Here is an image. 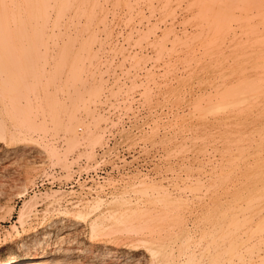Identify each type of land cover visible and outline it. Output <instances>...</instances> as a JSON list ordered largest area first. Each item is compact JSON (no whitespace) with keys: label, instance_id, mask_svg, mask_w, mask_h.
<instances>
[{"label":"rangeland","instance_id":"obj_1","mask_svg":"<svg viewBox=\"0 0 264 264\" xmlns=\"http://www.w3.org/2000/svg\"><path fill=\"white\" fill-rule=\"evenodd\" d=\"M8 1L6 2L7 3L6 4V3H4L5 0H3V2L0 0L1 4H3L4 7H6L7 5H8V7H9V5L11 7L13 5H15V7H17V4H18L17 2H19V4H20L21 1L23 3H25V2L28 3L30 1L34 2V0H30V1L29 0H24L25 2L23 0H13V1H17L15 4H13L14 3L13 1H10V0H8ZM35 1L39 5H41L42 4L41 2H43L44 0H41V1L40 0L39 1L38 0H35ZM48 1H50L51 3L48 2ZM62 1H65V2L63 3ZM173 1L175 3L177 1V4L179 5V3H180L181 0H176V1L175 0H172L171 1L170 0V2L168 0L167 1L165 0L164 3L162 2V0H159V1L158 0H68V1H66V0H52V1L51 0H47V2L49 3V5L47 4V2L45 0L46 3L44 5L46 6V4H47V6L49 8L48 7L47 8L45 7L44 9H46V11L49 9L50 11L48 10L47 13L45 11L43 14H45V13H46V15L49 14L48 15L49 16V19H47V20L50 23L52 22L51 23L52 25L50 24V27H49L50 30L47 29L48 31L46 30V32L50 33L52 29H53V32H56V33H71L72 32L71 35L69 34V36L68 35H64V34H60V35L59 34H56L55 35V37H56V46H55V51H54V55H55L54 64H55V67H56V65L60 64L57 58H59L60 54H63V52H67L68 51V54L70 55L71 58H74V60L72 59L71 60L72 62H70V63H72V66L70 64V66H69L70 67V75L67 76V77L66 76H63L64 74H62V73L59 74L58 73L59 70L58 71L57 70H53V69H55V68H53L54 67V64H53L52 67H51V69H49V70H51L50 73H52L51 74V78L49 80H53L54 79L53 81L50 82L49 80L48 81L45 80L43 82H39L38 85H37L38 82L36 83V85L33 83V84L30 85L31 86L30 89L27 88L28 83H32V81H30L29 79H28L29 82L28 81L25 82V85H21L20 84L22 88H23V86H26V87H24V89H22V88L21 89L23 91L24 90L25 91L28 90L29 93L26 92L27 94H24V97L26 96L27 98L26 97L25 98L23 97V100L24 101L21 102V104L19 105V108L22 105L21 108H20L21 111H19L20 109L18 110L19 113H18L17 110L12 109L13 108V105L11 106V105L8 104L9 107L7 105V108H8L9 111H8V113L4 114V118H6L5 119L6 120L5 121L6 122V126H7L8 130L11 131V133H10V131H6L5 135L9 134L10 136L8 135L6 141L4 142L5 144L0 145V147H1L0 148V158H1L0 159V173H1L0 177L2 179V180L0 179L1 182H2V183H0V258L1 259L6 258V257H8L10 255L19 256V255H25L27 253H30L32 251V249H24V250L19 249L16 246L17 245V241H20V240H31V239L40 237L43 233H47V234L51 235V238L47 242L48 244H51V243L54 244V242L62 241L64 243V245H63L64 247H69V248L74 249L73 250L74 252L72 251V249H68V252L66 254H63L61 256V259H62L61 260V264H67V263H69V264H72V263L73 264L74 263L75 264H82V263L83 264H87V263L88 264H95L98 260L102 261L103 264H125V263H127V264H147V263L150 262L149 259H148L149 254H147V253H150L148 251L149 250L148 247H149L150 244H152L154 242L158 243V246H157V244L154 245L155 244L154 243V244H152V247H153L152 249H157V250L159 249L162 252H164L163 254L160 253V254H158L156 256V259H157V257H159L162 260V262H161L162 264H165V261L166 260H167L166 262H168L167 264H172L170 262V261H172V257H170V256L176 257V259H178V260L181 259L180 260L181 261V264H187V261H188V264H190V263L192 264V260L195 259V257H197V258L195 259L196 261L193 260L194 261L193 264H196V263L197 264H209L210 262L208 263V261H211V263H212L214 261V259H215V261H214L215 264H220L223 260H224V262H222L221 264H229V263L230 264H249V263H253V262L254 263L256 262L255 264L260 263V262H261L260 264L264 263L263 262L264 259L261 258L262 256L264 257V250H262V249H264V246H263L264 245V235L261 236V234L258 233V231H260L258 224H252V226H249V225H246L245 224L244 227H242V226H240V224H238V227L237 228H235L236 227V224L235 225H232L233 223L231 222V218H230L232 216V213H231L232 211L230 209H228V207L230 205V201H231V200L229 201V199L231 198V196L229 197L228 196L229 195L228 193H231L232 192V189H230V188L233 187V186H231V184L233 183L232 182V180H233L232 178H234L235 176H238V174H235L234 175L231 172L228 173L230 170H232V168H231V161H230L231 160V155L229 156V154H230L229 150L228 151L227 150L225 151V147L226 146H227L226 149L228 147H230L229 146L230 145V142H229L230 138L233 139V135H231L230 132L232 133L233 130L236 129V128H231V126H229V125H231V123H234L236 121V119H239V120L242 119V121H244L243 118L245 119V114H243L244 111H242L243 113L242 112H232V113H230V111H229L230 107H228V106H229V103L231 101L230 100L231 97L228 96L229 95V92H227V90L231 89V85H233L235 83L234 81H237V82L239 81L241 83L243 82L242 85L244 84V87H242V85H241V89L240 88L239 89L241 91H246L245 90V89H247L246 87L248 86V88H250L251 84L253 83V81L255 79L254 73L256 72V70H255L256 68H254V67L252 68V66H257L258 65L259 60H257L258 61L257 62L254 59H255L256 56H257L256 58L260 57V52H261V49H258V45H259V43L261 44L262 35L264 33V29H262L263 27L261 26V24H262L261 22H264V0H257V1L256 0H251V2H249L250 0L249 1H247V0H240V1L239 0L238 1L235 0V2H234V0H229V1L228 0H224V1L223 0H220V1H222V3L218 0L222 5L218 1H217L218 4L216 5V3H215L216 1L214 2V0H205V1L204 0L203 1L200 0L201 2L198 0L199 1V4H198V2L196 0H191V1L190 0H187V2L184 1V0H182L185 3H183V2L180 3L181 6L179 5V7L176 6L177 4L176 5H173V4H175ZM189 1H190V3L191 2L192 3L190 4ZM211 1H213L215 5H213V3ZM244 1H245V4L246 3L248 4V2H249V6L250 7H248V5H245L244 4ZM11 2H13V3H11ZM74 2L76 4H74ZM171 2H172V4H171V6H169ZM231 2H233V3H231ZM257 2H259V4ZM149 3H151V4H149ZM161 3H163L164 5L161 4ZM166 3H168V4H166ZM200 3L203 6L200 5ZM224 3H227V4L230 5V7L233 6L234 8L231 7L232 10H230L229 5L224 4ZM241 3L244 6V8L242 7ZM250 3H251V5H250ZM19 4H18V6H19ZM56 4H57V6H56ZM148 4L149 5H153V6H151L152 8L155 7L154 10H153V13H152V8H150ZM187 4L190 5V6H188ZM197 4H198L199 8H198ZM50 5H51V7H50ZM62 5L65 7L64 9L62 8ZM167 5H168V7H171V8L169 9L167 7ZM224 5L226 7H223ZM237 5H238V7H237ZM20 6H21V4H20ZM43 6H41V7H43ZM157 6H159V7H157ZM163 6H166L167 7V9H166V7L164 8L166 11H163L164 10V9H162ZM174 6H176V7H174ZM184 6L187 7V9H189V10H187L186 8L183 10ZM194 6H196V7H194ZM206 6H207V8H206ZM208 6H210L211 9H213L215 6L216 7L213 9L214 11L212 10L213 12L210 10L208 13H206L207 12L206 9H208ZM217 6H220V9L219 8L217 9ZM58 7H59V9L62 8V10L63 11L65 10V11L64 12L59 11L60 13L54 14L55 12H57V10H59ZM177 7H178V9H177ZM188 7H193V8L191 9V8H188ZM251 7H253L252 10H251ZM0 8H2V7H0ZM67 8H68V13L69 14L67 13V10H66ZM173 8L174 9L176 8L177 11L176 10H173ZM221 8H223V9L225 8L224 10H227V11H224ZM237 8H239V10H237ZM241 8H243V9L241 10ZM156 9H158V11ZM180 9L182 11H184V12H182ZM201 9L203 10V12H202ZM204 9H205L206 12L204 11ZM53 10H54V12H53ZM159 10H160V13L162 14V17L160 16L161 14L159 13ZM200 10H201V13H200ZM219 10H221V12ZM229 10H230L231 13H229ZM233 10H235V11L232 12ZM83 11H85V13H82ZM161 11L162 12H167V15H169L171 13L173 15L174 14H177V15H174L173 16L171 14V16L167 17L169 19H167L165 17L166 15L164 16V13H162ZM170 11H172V12L169 13ZM173 11H174V13H173ZM188 11L191 12L193 15H188V14H190ZM197 11H199L198 12L199 14L197 13ZM217 11L219 13V14H217L218 16L212 15V14H214V12H217ZM252 11H253V13H252ZM178 12H180V14H178ZM223 12H224V15L221 16V14H223ZM245 12H247V13H245ZM249 12H251V14H249ZM259 12H261V13H259ZM227 13L230 14V15L228 14L229 15V20H228V16H226ZM43 14H41L40 17L44 18L43 17ZM195 14H196V16H195L196 19L194 17ZM232 14H233V16H231ZM248 14L251 15V17L247 16ZM253 14H255V15H253ZM197 15H199V16H197ZM206 15H207V19H206V17L204 18V16H206ZM261 15H263V16H261ZM23 16H26V15H23ZM54 16H56V17H54ZM183 16H188V19L190 18V16H191V19L194 17L193 20L195 19L197 21H193V20L190 19L191 20V24H192V26H191L190 25V21H188L186 19V17L184 18ZM46 17L47 16H45V18ZM95 17L98 18V19H96ZM160 17L162 19V20H160L161 22L159 21V18ZM164 17H165V19L167 21L166 20L163 21V18ZM171 17H172V19H170ZM176 17H178V18H176ZM224 17L226 18L225 19L226 20L225 23L227 25V26H224V27H226L227 29L223 27V25H225V23H222V22H224ZM231 17H233V20H232ZM58 18H61V19H58ZM88 18H91L90 21L88 20ZM157 18H158V20H157ZM249 18H250V20H248ZM82 19L85 20V21L83 22ZM100 19L102 21L103 20L104 21L102 22ZM151 19H154V20H151ZM173 19H174V21H173ZM177 19H178V21H177ZM185 19H186V21H185ZM204 19H206L208 22L206 20H204ZM212 19H214L215 21L212 20ZM256 19L259 20V21L257 20L258 21L257 25L259 24L258 26L256 25V22H257V21H255ZM53 20L55 21L54 23H53ZM93 20H96V21H93ZM148 20L150 22H148ZM200 20H202V21H200ZM98 21H99V23H98ZM152 21H154L155 24ZM176 21H177V23H176ZM204 21H206V22H204ZM233 21H236V22H233ZM243 21H246V25H244L245 22H243ZM253 21H254V23H253ZM66 22H69V23H67L68 25L66 24ZM85 22H87V23H85ZM88 22H89V24H88ZM94 22H96V24L98 23V25H94L95 24ZM166 22H168L167 23L168 26L166 25ZM179 22L182 23V25H181L182 28L180 27V24L181 23H179ZM186 22H187V24H185ZM202 22L206 23V25L204 23H202ZM178 23H179V26L178 25H175V24H178ZM188 23H189L190 26H185V25H188ZM210 23H211V25H210ZM228 23H230V24H228ZM238 23L241 26H245V29L242 28V27H240L238 25ZM241 23H243V25ZM54 24H56V25L54 26ZM251 24H254L256 26H253ZM92 25L94 26V28L95 27L96 28L94 29L92 27ZM159 25H160V27H159ZM229 25H230V27L231 26L232 27L229 28L228 27ZM163 26H165V28ZM170 26L172 27L171 28L172 30H173V27H175L174 28V31H172L171 34L169 32V31H171V29L170 30L168 29ZM200 26H202V27L204 26V28H202ZM236 26L238 27L237 28L238 30L237 29H234L233 30L232 28H236ZM249 26H251L252 28L250 29ZM260 26H261V29H260ZM64 27L66 28V30H65ZM81 27H82L83 30L81 29ZM146 27L147 28H150L151 27L152 29H148V30H151L152 33H154V34H152L151 31H150L151 34H149V32L147 31V28ZM161 27H163V28H161ZM177 27H178L179 31H178ZM205 27H207V29ZM217 27L220 28V29H218ZM56 28H58V29H56ZM72 28H74L75 30L72 29ZM92 28L94 29V31H93ZM201 28L204 29V30L206 29L205 30V35H203L204 34V32H203L204 30L202 31ZM222 28H224V29H222ZM77 29H79L81 31H79V30L77 31ZM184 29L186 31H184ZM247 29H248L249 32L247 31ZM258 29H259V31H258ZM68 30H70V31H68ZM158 30H161V31H158ZM196 30L198 32H196ZM225 30H227V32H225ZM251 30H253V32H255L256 35H254V33ZM163 31H164V33H163ZM166 31H167V33H166ZM188 31H190V32H188ZM192 31L194 32V34L192 33ZM231 31H232L233 34L236 32L235 35H237V36L234 35L235 37H233V34H231ZM237 31H239V32H237ZM76 32H79V33H76ZM80 32H82V33H80ZM83 32H85L86 34L83 33ZM88 32H90V34H88ZM100 32H101V35H103V36H101L99 34ZM138 32H139V34L142 33V35L139 36ZM145 32L147 33V35H146ZM159 32H160V34H159ZM210 32L212 33V35H211ZM223 32H225L227 34H230V35L224 34ZM243 32H244L243 35H245V38L242 35ZM260 32H261V34H260ZM92 33H94V34H92ZM109 33H110V35H109ZM165 33L167 35H164ZM168 33H169V35H168ZM176 33L178 34L176 36H178L181 44H183V45L185 44L186 47L185 46H181L180 42L177 43V40H174L173 39V38L176 37L174 35ZM238 33L240 35H238ZM148 34H149V37H148ZM182 34H184L185 36H190V37H187V40L182 39V38H184V35H182ZM218 34H219V36H218ZM73 35H74V38H73ZM89 35L90 36L92 35L93 38L91 39V37ZM155 35H156V37H155ZM161 35H163L164 38L161 37ZM247 35L249 37H251L252 39L251 38H247L248 37ZM75 36L76 37L77 36L79 37V39L77 37L78 41H77V39H75L76 38ZM141 36H143V37H141ZM241 36H243V37H241ZM255 36H256V38H255ZM69 37L71 39H67ZM111 37H112V39H110ZM159 37H161L162 40L160 38L156 42V40ZM230 37L231 38L233 37L234 38L233 39L234 41L233 40L230 41L231 40ZM140 38L141 39L143 38L142 39V42H140L141 41ZM146 38H147V40H146ZM148 38H150L151 40L148 39ZM228 38H229V41H228ZM253 38H255L257 40V43L256 44H254L256 42V40H254ZM0 39H1V37H0ZM66 39H67L68 43H66L67 42ZM80 39H81V41H80ZM89 39H91V40H89ZM97 39H98V42H97ZM176 39H177V37H176ZM226 39H227L228 42L225 41ZM236 39H238L237 42H236ZM241 39H243V40H241ZM249 39H251V40H249ZM1 40H3V39H1ZM69 40H70V42H69ZM82 40H84V41L82 42ZM115 40H117V41H115ZM143 40H146V41H143ZM163 40H165V42H163ZM171 40L173 42H171ZM207 40H209V41L211 40L212 41V42H210L211 45L209 44V41H207ZM246 40H247V42H245ZM76 41H77L78 44L75 43ZM88 41H91V42H88ZM148 41H150V42H148ZM151 41H153V45H151ZM161 41L163 42V45L164 44L166 45V48L163 47V46H161V45H156V44H159V43L162 44ZM214 41H216V42H214ZM248 41H250L252 43L250 44ZM71 42H72V45L70 44ZM113 42L116 43V44H114ZM145 42H146V44L147 43H150V44H147L146 45ZM166 42L168 44H166ZM190 42L192 43V45H191ZM65 43L68 44V45H65ZM79 43H82V44H80L81 46L79 45ZM83 43H86L85 44L86 47H82L83 46ZM88 43H89V46H88ZM90 43H92V45H90ZM97 43H99V44H97ZM189 43H190V47H189ZM95 44H97V45L95 46ZM237 44H239V46H236ZM132 45L135 47L136 50L134 49V47ZM221 45H223V46H221ZM225 45L227 47H225ZM248 45H249V47H248ZM2 46H4L3 48L6 49L5 46H7V45H5L4 42H3ZM2 46L0 45V47H2ZM64 46H66V47H69V46L71 47L72 46V47L69 48V50L68 49L66 50ZM109 46L111 48H109ZM114 46H115V48H114ZM125 46H127L129 48L126 47L127 48V50H126L125 49ZM130 46L132 47V49H131ZM171 46H173L174 48H172ZM217 46L219 48H217ZM235 46H236V48H235ZM62 47L64 49H62ZM87 47L89 48V50H88ZM152 47L154 48V50L151 49ZM169 47H170L171 51H167V50H170ZM195 47H197V48L195 49ZM233 47L235 48V50H233L234 49ZM3 48L0 49V51H3ZM75 48L76 49L78 48L77 50L80 49L83 54L80 53L79 51H78V53H79L78 54ZM216 48H217V50H215ZM254 48H257L258 51H257V49H254ZM94 49L96 50V53H95V50ZM124 49L126 50L125 54H124V51H125ZM144 49H146V50H144ZM155 49H156V52L158 54L155 52ZM57 50H59L61 52H59ZM101 50H102V52H101ZM184 50H185L184 53L187 54L186 57H185V54L183 53ZM227 50H228V52H227ZM253 50H255L254 53H253ZM74 51L76 52V54L75 53L74 54L72 53ZM135 51H138V52H136L137 57H139V58L142 57L141 58L142 60H140V59L137 60V61H141L139 63L140 65L137 64L138 62L136 61ZM172 51L173 52L174 51H178V52L177 53L174 52L175 55L173 56L174 53ZM190 51L192 53H190ZM17 52L18 51H16L15 53H17ZM58 52H59V54L57 55ZM92 52H94V53H92ZM154 52H155V54H154ZM181 52H182V54H180ZM225 52H227L228 54L225 53ZM231 52L233 53V55H232ZM132 53H134L133 55H135V56H132ZM201 53H203L204 56ZM17 54H15L14 56L18 57V56H20L21 53H19L18 56H17ZM159 54L161 55V57H159L160 56ZM226 54H227V56H224ZM230 54H231V56L228 57ZM77 55L79 57H76ZM80 55H82L84 57H82V56L80 57ZM150 55H151V57H150ZM194 55L196 56L195 58H194ZM122 56H124V57L122 58ZM125 56H127V58ZM156 56H158V57H156ZM187 56H189V57H187ZM247 56H248V58H246ZM86 57H87V59L85 60L84 58H86ZM112 57L115 58L116 61L114 59H112ZM177 57H179V58H177ZM182 57H184V58H182ZM235 57H236V59H234ZM77 58L78 59L81 58L80 61H78ZM99 58L102 61H99V63H98ZM158 58L160 60L161 59H164V58L165 59L163 61L161 60L162 62L159 60V64H157L158 61L156 59H158ZM220 58H222V59H220ZM226 58L228 60H226ZM249 58H251V59L248 60ZM147 59H150V60H147ZM166 59H168V60H166ZM84 60H85V63H84ZM154 60H155V62H154ZM237 60H238V63L240 62V64L237 63ZM77 61H78L79 64L77 63ZM134 61H136L137 63H135ZM74 62H76L75 65H74ZM112 62H114V63H112ZM129 62H131V63H129ZM132 62H134L133 63L134 67L132 66ZM190 62L194 66H192L190 64ZM249 62H251V63H249ZM107 63L110 66L109 65L107 66ZM141 63L143 64V66L141 65ZM212 63H214V64H212ZM223 63H224V65H223ZM235 63H236V65H234ZM126 64H128L130 67L128 65H126ZM179 64H181V66H184V68L181 67ZM80 65H81V69H78V68H80ZM94 65H96V67H94ZM185 65H187V67ZM225 65H227V66H225ZM244 65H245V67H243ZM76 66H77V68H75ZM139 66H141L142 69L139 68ZM69 67H68V69H69ZM72 67L75 70H73ZM82 67H83V69H82ZM104 67H106V68L104 69ZM57 68H58V66H57ZM59 69H60V67H59ZM184 69L186 70V72H185ZM250 69L252 70L251 72H249ZM78 70H81V71L84 70V71L81 72V71H78ZM145 70L148 71L147 73H149V74H147ZM60 71H62V70H60ZM74 71H77V73L74 72ZM168 71L170 73H167ZM54 72L57 73L58 75L55 74ZM164 72H166V73H164ZM204 72H205V74H203ZM228 72H229V74L230 73H232V74L234 73L233 74L234 76L233 75H228ZM18 73H20V72H18ZM75 73L77 75L80 74L79 77H81V78L80 79L79 78L78 79L77 78H74V77H77L75 75ZM172 73H174V74H172ZM54 74L58 76V77L56 76L58 78V80H57V78L55 77ZM146 74L148 75L147 77H146ZM165 74H168V75L165 76ZM53 75H54V78H53ZM149 75H150V77H149ZM6 76H7V74L6 75L3 74L2 78L4 77L5 79L3 78L0 81V85L2 86V88L4 87V85L6 83L5 82L7 80ZM60 76H62V77H60ZM238 76H239V78H238ZM243 76L244 77L247 76V77H249V79L246 77L245 78V81H244V79H243L244 77ZM253 76H254V78H253ZM83 77H84V83L85 84L82 82V86H84V87L81 86V81H83L82 80ZM95 77H97V78H95ZM164 77H166V78L164 79ZM217 77H218V79H215ZM228 77L230 79L233 78V81H232V79H231V81L228 80ZM235 77H236V79H234ZM241 77H242L243 80L241 79ZM74 79H76L77 81L76 80L74 81ZM210 79H211V81H210ZM220 79L221 80L222 79H225V80L220 81ZM58 81H59V83H58ZM66 81H67V83H66ZM194 81H195V83H194ZM223 81H224V83H223ZM227 81L228 82L230 81L231 83L233 82V84L230 83V86H228L229 83ZM22 82H23V79H22L21 83ZM92 82H94V83H92ZM26 83H27V85H26ZM44 83H45V86L47 87L46 89H48V91L47 90H44L45 89L44 88ZM215 83H217V84H215ZM220 83H223V84H221L222 87H221ZM62 84H65V86L62 85ZM246 84H248V85L246 86ZM68 85H69V87H68ZM42 87L44 89H42ZM92 87L95 88V89L96 88H98V89L94 90ZM214 87L217 88L215 90H217L218 92L216 91V93H214V91H212V90H214L213 89ZM78 88H80V89H78ZM222 88H223V90H222ZM91 89L96 92V94L93 93L95 95L92 96V100H91V96L89 97V99L87 97V96H89L88 94L91 93V91H92ZM110 89H112V90H110ZM30 90H31V92L34 90L31 93V95H30ZM55 90H56V92H55ZM85 90H86V92H85ZM247 90H249V89H247ZM50 91L52 93V95H50V96H52V97L49 96ZM66 91H67V94H65ZM77 91L79 92V94L81 92V94L79 95L77 93ZM210 91H211V93H208ZM219 91H221V92H219ZM43 92H44V94H45V92H48L46 94L47 95L46 98L49 97L47 99L48 102L49 101L52 102L53 101V98H54V95L56 94L55 95V100H56L55 103H56V105L54 104L56 106V108H55L56 113L60 112V107L62 106L63 103H64V105H65V103L68 104V105L71 103L68 108H69L70 111L71 110L73 111V112L71 111L73 113V116L75 115V117H73L71 115L72 113H70V115H71L70 116L71 129L73 128L72 126H74V125L75 126H78V127H75L74 126L77 130L72 129L71 136L73 137V139L71 140V142L68 141V138L69 137L66 136L62 130H59L57 128L56 129H53L51 127L48 128L47 126L45 127L44 124H43V127L44 128H42V126H40V125H42L41 124V121H40L41 120L40 115L42 114V116H43L44 113H48V110H49L48 107H50V110H51V108H54V107H52L53 104H51V102H50L51 106H47L48 105L47 104L48 103L47 101L40 100V97H41V99H45V98H43V95H44ZM63 92H65V93H63ZM150 92H151V94H150ZM132 93H133V95H132ZM148 93H149L150 96H147ZM205 93H207V95ZM213 93L215 94V96H212V95H214ZM220 93H222V94H220ZM240 93L238 95L239 96L242 95V98L243 97H248V95L245 94L244 92H242V94H240ZM243 93H244V95H243ZM71 94H72V97H71ZM77 94L79 95V97H77ZM216 94H217L218 97H216ZM74 95H75V97H74ZM203 95L205 96V98H203L204 97ZM219 95H221V96L223 95V97H225V99L222 98ZM146 96H147V98H145ZM235 96H237V94ZM68 97L69 98L71 97V98L69 99ZM208 97H209V99L211 98L210 101L207 100ZM213 97H216L218 101H215L216 98H213ZM249 97H251V96H249ZM29 98H31V99L33 98V100L31 101V99H29ZM124 98L125 99L127 98L128 100L125 101ZM26 99H29V100H27L28 103H27ZM35 99L36 100L39 99L40 102L39 101H36ZM144 99H145L146 102H144ZM146 99H148V100H146ZM200 100L201 101L203 100V102H205V101L206 102L204 104L201 103V105L198 106L199 105L198 104L199 103L198 101H200ZM225 100H226V102H224ZM58 101H59V103H57ZM42 102H43V104H42ZM44 102H45V106H44ZM84 102H86L87 104L84 103ZM212 102L213 103L215 102L214 105H215L216 108L213 106V103ZM30 103H31V105H30ZM53 103H54V101H53ZM77 103H78V105H77ZM195 103H196V105H195ZM206 103H208L207 105H209L208 110L205 108V107H207ZM35 104H36L35 107H37L38 110L40 109V107L42 105V108L44 109V110L43 109L42 110L44 111V113L43 112L40 113V111H41L40 110L38 112L39 114H37V113H36L37 115L34 114L37 111L34 108V105ZM59 104H61V105L58 106ZM74 104L77 106L76 107V110H74L75 109L74 108ZM24 105H25V108H24ZM27 105L29 106L28 109H27V107H28ZM190 105H191V107H190ZM71 107L73 109H71ZM192 107L195 110L196 109L197 110L196 111L193 110ZM202 108H204V109H202ZM218 108H221V109L219 110ZM200 109L202 111H200ZM214 109H217L220 112L217 111V110H214ZM10 110H11V113H10ZM12 110H14V113H13L14 116L12 114V112H13ZM29 110H31V111H29ZM33 110H36V111L34 112ZM211 110L214 113H216L215 111H217L218 112L217 115L216 114L215 115H212V116L211 115H208V114H210ZM227 110H228V113L229 114L226 112ZM27 112H29L28 113L29 115L27 114ZM213 112H211V113L213 114ZM15 113L17 115H20V116H18V118L16 117L17 118L16 121H13V120H15V118H14L16 116ZM20 113H22L23 115H21ZM197 113H198V115H197ZM224 113H226V114H224ZM235 113L236 114H238V113L240 114L241 113V115L238 118L237 117H233L232 115H234ZM7 114L10 117V118L8 117V119H7V116H8ZM192 114H193V116H192ZM195 114L197 115V117H194V116H196ZM222 114H224V116ZM242 114H243V116H242ZM34 115H36L37 118L34 117ZM24 116H26V117H24ZM29 116H31L32 119L34 118L32 121H34V120L36 121L37 119H38V121H40V122H38L39 124L38 123H35V121L33 122L34 125L35 124L37 125V127H36V125L35 126L32 125L33 123H32L31 120H29V122L32 123V124L29 123V125H28V122L26 120H24V123H22L23 126H24V127L22 126L23 129H24V131L21 130L22 129V127H20L21 124H17L18 127L15 125L16 122L20 123L18 120H21V121L23 120V119H21V117H23L25 119H28ZM189 116H191L192 118H190ZM72 117H73V120L76 118L74 120V122L76 123V121L78 120L77 122L79 124L78 123L74 124V122H72L73 120L71 119ZM233 118H234V120H233ZM209 120H212V122L211 121L209 122ZM8 121L10 123H8ZM25 121L27 122V125L28 126H31L32 125L33 128L32 129H27L26 128L27 125H26V122ZM221 122L224 123V124H222ZM183 123H186L187 126L184 125ZM196 123H198L199 125L196 124ZM206 124H207L208 127H210V124H212L211 125L212 127L208 128V127H206ZM214 124L217 125V127ZM219 124H221V126ZM11 125H13V128L11 127ZM96 125H98V126H96ZM196 125H198V126H196ZM94 126H96V128H94ZM222 126H224V127H222ZM241 126H242V127H240L241 136H243V135H245L244 137L248 136V134L251 131L250 127H247L246 125H241ZM243 126H245V127H243ZM14 127H17V128H15V129H17V130H15V132H14ZM186 127H187V129H185ZM198 127H201V128H198ZM225 127L228 128L225 133H226V135L227 134L229 135V136L227 135V137H228L229 140L228 139L227 140L225 139L226 138V135L224 133V130L226 129ZM25 128H26V130H33V132L38 130L39 136H38V133H36V134L33 135L34 138L33 137H30V135H32V134H31V132H28L27 131L26 133H30V135H28L27 136L28 138L25 139V141H27V142H25V141L23 142L22 139H21L23 137L20 136V134L23 133V132L25 133V131H26ZM34 128H36L37 130H34ZM38 128H40V130ZM45 128H47V129H45ZM85 128H86V130H85ZM93 128L96 129V130H94ZM191 128H192V130H190ZM204 128L206 129L205 136H204V140L205 141L203 140V145H202L203 149L201 150L200 149V146L201 145L199 144V141H200L199 140V137H200L199 134L202 135L201 132H203V135H204V131H203V130H205ZM218 128H219V130H217ZM220 128H223V130H221ZM243 128L245 130H247V133H246V131ZM92 129L94 131H96V132H99L100 137H101V139L99 140V142H94L93 143V142L87 141V139H85V138H87L86 134L89 131H92ZM199 129H200V131H199ZM213 129L214 130H217L216 132H218V134L215 133V132H213L214 131ZM74 130L77 133L76 132L74 133ZM207 131H210V132H207ZM220 131L221 132L223 131L222 133L225 136H221L222 133H220ZM228 131H229V133H227ZM16 132L19 134L20 139H19L18 134H15ZM44 132H46V134ZM211 132H213L212 135L214 134L213 135V138L214 139L213 138H210L209 139L207 137V135H210L209 137H212ZM197 133H198V135H197ZM207 133H210V134H207ZM244 133H246V134H244ZM42 134H44V136ZM109 134H111L112 136H114V138H113L114 141L112 140V144L109 145V146H107L108 145L107 144V141H108L107 135H109ZM16 135L18 136V138H17ZM182 135H184V136H182ZM187 136H188V139H186ZM218 136H220V139H222L224 141H222L220 139H219L220 140L219 141L218 140V138H219ZM13 137H14V139H13ZM62 137H64L67 140H64V138H62ZM223 137H225V138H223ZM32 139L33 140L35 139L34 142L31 141ZM175 139H176V141H175ZM46 140H47V142H46ZM182 140H183V142H182ZM215 140H217V141L215 142ZM218 141H219L220 144H218ZM8 142H10V143H8ZM48 142H53V146L55 147V150L57 151L56 154L53 157H50L51 159L48 156L49 155L48 154V151H49L48 148L50 149V147L47 146L48 145ZM206 142H207V145L204 144ZM213 142H215L216 145ZM7 143H8L9 146L7 145ZM225 143H226V146H225ZM44 145H45L46 148L43 147ZM71 145H73V146H71ZM184 145H185V147H184ZM205 146H207V147H205ZM211 146H212V148H211ZM214 146H216V147H214ZM223 146H225V147H223ZM173 147H174V150H173ZM217 148H219V149H217ZM43 149H45L46 151H44ZM178 149L181 150V151H179ZM205 149L207 151H209V153H207L205 151ZM215 149H217V150L214 151ZM203 150H204L205 153H207V154H205V156L203 154L204 152L202 153ZM40 151H42V153ZM224 151L227 152V153L224 154ZM210 152H211V154H210ZM214 152H217L219 154H217V153L216 154H213ZM43 153H45V154H43ZM221 154H224V156L222 155L223 156L222 158H220L221 157ZM211 155L214 156V157H212ZM46 156H48V157H46ZM182 156H183V158H182ZM202 156H204V157H202ZM228 156L230 157V159H229ZM198 157H200V158H198ZM227 157H228V160H227ZM61 159H63V161H65L66 164L63 161H61ZM204 159H206L207 161L204 160ZM33 160H34L35 163L34 162H31ZM221 161H223L222 163H224V165L221 163ZM224 161L227 164L229 162L228 166H227V164ZM221 164H222V167H220ZM6 165H8V166H6ZM9 165H10V167H9ZM216 165H219V167L217 166V168H216ZM33 166H35V167H33ZM184 166L185 167H188V168H185ZM224 166H225V168H223ZM229 166H230V169H229ZM4 167H6V169ZM195 168H197V169H195ZM4 169H5V171H4ZM33 169H35V171H33ZM186 169L192 170V172H190L189 170H186ZM222 170L223 171L225 170L224 171L225 174L223 173ZM227 170H228V172H227ZM187 172L188 173L190 172V173L188 174ZM185 174H187V175H185ZM228 174H230V175L232 174V175L231 176L230 175L227 176ZM80 175H82L80 177L82 180L77 181V178ZM186 176L187 177L193 176L194 179L199 180V181H195V183H198V182H199L198 184L201 183L199 185V187H200L201 190L200 189H197L198 186L195 187L196 189H194L193 191L191 190V192L189 191V188H184V187H187V186H182V183L183 182L180 181V180H182L180 178H185ZM198 176L199 177L201 176L200 179L198 178ZM243 176H244L243 174L242 175H239L235 179L242 178ZM217 177H218V181L220 179V184H218L219 182L217 181ZM139 178L140 179L146 178L147 180L153 181V182L155 181V183H157V185L162 186V188L164 187V189L166 187H168V188H166V191L164 190L163 193L161 194L162 197L159 196V198H162V200L158 198V195H157V197L154 195V197L152 198V200L156 198L155 201H158L156 203H160L159 202L160 200L163 202V203L161 202L162 209L159 208V207H161V206H159L160 204L159 205L157 204L158 205L157 208H159V209H156L157 210L156 213L154 211V215L157 214L156 217H158L157 221H155L156 220V217L154 215H152L153 217L151 216L150 218H148L147 222L145 223L146 225L144 223L142 224V226L145 229H148L150 231L152 229V233L153 234H150V236H148L149 234H147L148 232L150 233V231L147 230L148 231L147 232L145 229L144 230H141L143 228H140V230L142 232V235L144 234V236H142L141 234L139 235L138 232H140V230L138 229V226L140 227L141 224H138V222L133 221V222L127 223V226H125V225L123 226L122 225L124 228H121V226H118V227H120V229H122V230H120L118 228L119 231H116V230H118L116 228V225L117 224L116 225L115 224H111V226H113V225H115V226H113V228L111 226H108L109 228L106 227L103 230V235H105L104 236L105 237L104 239H103V236H102V238L100 239L101 241L100 240H94L92 237H89L88 236V235L91 234V230H90V227L91 226H90L89 223L91 222V218H92L93 214H91L89 217L88 216L85 217L86 218V220H85V218L83 219V218H77V217H76V219H74L75 218L74 217L75 215H73L72 213L71 214L73 216H71L70 213H68V214L62 213L67 208L68 209L69 208L70 209L73 208V205L74 204L82 203V202H85V201H91V200H93V199H95L97 197H101L103 200L105 199V203L103 205H101V208L99 209V212H105V210L107 208V203L110 202V200L111 201L113 200V196H115V194L118 195L122 191V189H123V183L125 181H127V180H129V181L130 180H137ZM212 179L215 182H213ZM225 180H227V181H225ZM228 180H230L229 184H228ZM202 181H204L203 184H202ZM224 181L226 182V184H225ZM175 183H177L179 185V188L181 187L180 188L181 190L177 187L178 185L175 187V185H176ZM215 183L217 184V186H216ZM218 185H220V186H218ZM224 185H226V187ZM228 186H229V188H227ZM224 187H225V189H224ZM218 188H220V189H218ZM25 189H27L26 190L27 194L25 196H22L21 197L20 196V193L22 191H24ZM185 189L186 190L188 189V192L187 191L186 192H183ZM213 189H217V191H215ZM179 190H180V192H179ZM196 190H198V191H196ZM225 190H227L228 193ZM181 192L183 194L184 193L185 194L183 195ZM219 192L221 193V196H220V193ZM222 192H224V193H222ZM51 194L60 195L61 197H63V199L61 200L60 203L51 204L49 198L47 197V196H49ZM171 194H172V196H171ZM203 194L205 195V197L202 196ZM206 194H207L208 197L206 196ZM211 194L212 195L214 194V195L212 196ZM186 195H188V196H186ZM194 195H197V197L194 196ZM209 195H211L212 197H214V196H216V197L213 198L214 200H211L212 197L210 196V198H209ZM149 196H147V197H149ZM181 196H183L184 198L187 197V201L182 202L181 200H178L179 197H181ZM202 197H203V199H202ZM33 198L34 199L36 198L35 200H37V203L35 204V207H34L35 208L34 209L35 212H33L32 216L29 218L30 220H28L26 222L27 224H25V231H23L21 228H19L21 230L20 236L19 235H16L15 233L12 232V230H13V226H15V225L18 226V227L20 226V224L18 223V212L24 207L25 203L30 202ZM170 198H173L174 200L176 199L175 202H178L177 204H179V203L180 204L181 203H184V204L182 206L181 205L180 206L177 205V207H176V203L173 201L174 202V203L172 202L173 204L168 205L166 202ZM191 198L193 199V201L195 200L194 201V205L196 204V207H190L191 205H193L192 204L193 201H192ZM216 198L217 199L220 198L219 200H221V202H222V203L220 202V204H223L222 206L224 208L226 207V205L229 204L228 207H226L225 209H223L221 205H218V200ZM224 198L225 199L226 198L227 199L229 198L228 199V202H227V200H223ZM106 199H108V200H106ZM164 199H166V200H164ZM208 199H210V200H208ZM163 200L166 201V202H164ZM199 201H200V203L198 204ZM204 201H205V203H204ZM224 203H225V205H224ZM188 204L189 205L191 204V205L189 206ZM205 204H206V206H205ZM207 204H208V206H207ZM172 205H174V207ZM186 205L188 207H190V209L188 207H187V209L185 207L186 210L183 209L184 206H186ZM215 205H218V206H215ZM168 206H170V207L172 206L173 210L176 207L175 212L173 210H171V208H169ZM219 206L221 207V210L224 211L223 212L224 218L220 215V214H222L221 213L222 211L220 210V207ZM163 208H164V210H163ZM168 208H169V211H167ZM193 208L195 210H197V209L198 210L195 211ZM204 208L206 210L208 209L207 212L209 213L210 218L209 217H205V216H208V213L206 212V210ZM218 209H219V211H218ZM165 210H166V212H165ZM179 210L182 211V212H184V213H181ZM201 210L203 212H201ZM158 211H160V212H158ZM171 211H173V213ZM229 211H231V212H229ZM162 212L163 213H166L165 219H167L168 216L170 215L169 216V219H172L173 220V218H174V219L177 220V218L178 219L181 218V219H179V221L181 220L180 222H182V223L180 224V222L178 220L177 221L176 220H173L174 222L175 221L177 222V224H175L171 220L172 223L175 226V229H174V227H171V228H173V231H172V229L171 228H168V227H170V225L173 226V224L172 223L167 224L168 222H170V220H168V219H167L168 221H166V223H165V220H164L163 216L161 215ZM168 212H171V213L168 214ZM226 212H228V213H226ZM194 213L195 214L198 213V214L195 215ZM36 214H37V219L35 218L36 217ZM69 214H70V216H68ZM175 214H176V217H174V216L171 217L172 215H175ZM199 214H200V216H199ZM230 214H231V216H230ZM61 215H63V216L61 217ZM160 215L162 216L161 218H160ZM180 215H182L183 217H181ZM189 215H191V216H189ZM66 216H67V218H66ZM214 216H217V217L219 216L218 218L217 217L216 218L219 219L220 221L219 220H216V218ZM220 216H221L222 219L220 218ZM59 217H60V219H59ZM202 217H204V219H201ZM211 217H212V220H211ZM68 218H69V221H68ZM152 218L153 219L155 218V220H153ZM206 218L208 219V221H207ZM214 218H215V221H214ZM228 218H230V219H228ZM65 219H67V220L65 221ZM80 219L83 220V221H81ZM192 219L194 220L193 223H194L195 226L192 223ZM75 220H76V222H75ZM161 220H162V222L165 225L162 224ZM223 220L226 221V222L224 223ZM195 221L199 224L198 226H197V223L195 224ZM209 221L211 222L212 225L209 224L210 223ZM77 222H81V223L79 224ZM82 222H83V224H82ZM178 222H179V224L183 228L178 224ZM228 222H231L232 224L231 223H228ZM47 223H49L50 225L52 224V225L50 226ZM65 223H66L67 226L65 225ZM147 223H149V225ZM227 223L228 224H231V225H228ZM27 225H30V226H27ZM53 225H54V227H53ZM166 225H168V226H166ZM178 225H179V228H181L182 230L178 228ZM189 225H190V229H189ZM207 225H208V227H207ZM255 225L258 228L254 229L255 228ZM63 226H65V227L63 228ZM193 226L196 227L197 229L194 228ZM200 226H202V227H200ZM225 226H227V227H225ZM239 226L241 227V229L239 228ZM29 227H31V229ZM49 227H52V228H49ZM125 227H128L126 229L129 230V231H127V230L124 231L125 230ZM198 227L200 229L203 228V231H202V229L199 230ZM205 227H207L208 229L205 228ZM228 227L232 228V233L230 232L231 234L228 233V231L231 230ZM250 227H251L250 230H252V228H253V231L248 230ZM58 228L61 229V230H59ZM244 228H246V229H244ZM82 229H84V230L82 231ZM109 229L112 232H114V233L111 234L109 232L110 231ZM187 229H189V230H187ZM205 229L207 231H209V232H206ZM237 229H240V230H237ZM260 229L263 230L264 228L262 229L260 227ZM113 230H115V231H113ZM130 230L132 232H130ZM161 230H163V231H161ZM167 230L170 232L169 234H168V231ZM179 230H180V232H179ZM210 230H212V231H210ZM233 230H236V233H239V236L238 237L236 236L237 234L233 232ZM246 230H248V231H246ZM77 231H81L82 234H81V232L79 233ZM143 231H144V233H143ZM154 231H155V233H154ZM156 231H158V232H156ZM160 231H161V233H163L162 235L161 234H158V233H160ZM217 231H219V232H217ZM241 231L244 233V235H243V233ZM105 232H106V234H105ZM165 232H166V234L168 236L171 235L170 238H171L172 241L169 240V238L165 234ZM177 232H178V234H177ZM196 232L199 234V236H198V234H196ZM39 233H41V235ZM64 233H65V235H64ZM145 233L147 234V236H145L146 235ZM207 233L208 234H210V233L212 234L213 233V234L212 235H209V237H207L208 236ZM224 233L226 234L225 236L223 235ZM240 233H242V234H240ZM33 234H35V235H33ZM83 234H84V236H82ZM179 234H181V235H179ZM219 234H220V238L218 237ZM229 234H230V236H232V235L235 234L234 236L231 237V240H229L230 239L229 238ZM30 235H31V237H30ZM151 235H153V236L151 237ZM159 235L161 236V238L163 237V241H166L167 242V240H168L167 243L166 242L164 243L166 245H164L162 243L163 242L162 240H161L162 242L160 240H158L159 238H157V236H159ZM183 235H185L186 241L183 239L184 238ZM203 235H205L204 238H203ZM222 235L224 237V240H223L224 242L221 241L222 240L221 238H223ZM23 236L24 237L26 236V237L24 238ZM154 236H156V237H154ZM20 237H21V239H20ZM74 237L77 240H79V241H77L76 239H74ZM200 237H202L201 238L202 239L201 243L199 242L200 241L199 240ZM212 237H213V239H212ZM217 237L219 239H217ZM239 237H241V238L238 239V242H237V238H239ZM254 237H255V239H254ZM67 238H69V239L71 238V239L69 240ZM90 238H92L93 241H91ZM148 238L151 239V240L149 241ZM214 238H215V240L217 239L218 241L217 240H216V242L213 241ZM259 238H262L263 242ZM187 239L189 240V242H187L188 241ZM256 239L258 241H256ZM138 240H140V241H138ZM194 240H196L197 242L194 241ZM204 240H205V242H204ZM233 240L234 241L236 240V241L233 242ZM241 240H244V243L241 242ZM119 241H122V243L119 242ZM151 241H153V242H151ZM227 241H228V243H227ZM230 241H231V246L233 245L231 248L229 246L230 245L229 244ZM245 241H248V244L249 245L248 244H245V243H247ZM12 242H13V244H12ZM68 242H69V244H68ZM93 242H96V243H93ZM106 242H107V244H106ZM220 242L222 243L223 246L221 244L218 245ZM239 242H241V243H239ZM75 243H77V244H75ZM138 243H140L141 245H139ZM181 243L182 244L184 243V244L181 245V247H180L179 244H181ZM104 244H106V245L104 246ZM129 244H131V245H129ZM185 244H187V245L185 246ZM206 244H207V246H206ZM237 244L240 245V246L238 247ZM91 245H93V246H91ZM134 245H139L142 248L141 247H138V248L136 247L134 249V247H135ZM243 245H244V248L242 249L241 246H243ZM163 246H166L164 248H166L167 250L166 249H163ZM167 246L169 247V249L170 248L171 249L173 248V249L172 250L171 249L169 250ZM178 246L180 247V249H183L182 247L185 246V249L182 250L183 252L180 251V249L178 248ZM199 246H200V248H199ZM228 246H229V248L231 250H233L232 252L230 250L227 251V249H229ZM257 246H262L263 248L260 247V249L262 251H260L259 247H257ZM97 247L101 248V251H103V253L97 255V254L93 253L92 251H91L92 253L89 251V249H94V248H97ZM155 247H158V248H155ZM248 247H252L251 250L254 249V251L257 254V256H255V253H252L253 251L250 253L249 252L250 248L248 250ZM189 248L191 249V251L193 250L192 248H194L195 251L193 250V252H190L189 251L190 250ZM205 248H207V250L210 249V251L209 252L207 251V253H210V254L212 253L211 255L213 256V258H214V256H216V257L214 259L211 258V260H210V257H212V256H210L209 254L206 253V251H205L206 249ZM214 248L216 249V251L214 250ZM129 249H131V250H129ZM175 249H178L179 251L178 250H175ZM203 249H205L204 252H203ZM224 249H226V250H224ZM257 249H259L258 250V252L260 251L259 253L257 252ZM168 250H169V252H168ZM184 250H187L188 253L185 252L186 253L185 254L184 253ZM75 251H77V252H75ZM86 251L89 252V253H87ZM108 251L109 252L111 251L112 254L115 253L118 256V258L117 257H111V258L110 257H106ZM127 251H129V252H127ZM140 251H142L141 252L142 254L140 253ZM175 251L176 252H179V253L182 252L184 254L181 253L180 254L181 255V258H180L179 253H178L179 256H177V253ZM222 251L223 252L225 251L224 252L225 254ZM235 251H238V253L235 252ZM80 252H82V253L80 254ZM166 252H168V253H166ZM226 252H231V253L228 254ZM246 252H248V253L246 254ZM105 253H106V255H105ZM169 253H171L170 256H169L171 260L168 259V254ZM189 253H190V255H188ZM192 253H195V256ZM196 253H197V255H196ZM232 254L234 256L236 254L237 255L239 254V255H238V257L234 258V256ZM95 255H97L99 257H97ZM133 255H136L137 257L136 256L134 257ZM140 255H143V256L141 257ZM201 255L203 256V258H202ZM258 255L260 257H258ZM187 256H189L190 258L187 259L186 258ZM230 256L232 257V259H231L232 261H230ZM241 256L243 258L246 257L247 259L246 258L243 259ZM70 257H71V259H70ZM191 257H192V260H190ZM159 258L157 259L158 261H159ZM198 258H199V261L200 262L198 261ZM176 259L173 258V260H176ZM182 259H183L184 262L182 261ZM117 260H120V261L118 262ZM249 260H251V261L248 262ZM135 261H137V262H135ZM78 262H81V263H78ZM161 263H159V264H161ZM149 264H152V263H149Z\"/></svg>","mask_w":264,"mask_h":264},{"label":"bare ground","instance_id":"obj_2","mask_svg":"<svg viewBox=\"0 0 264 264\" xmlns=\"http://www.w3.org/2000/svg\"><path fill=\"white\" fill-rule=\"evenodd\" d=\"M2 2H3V0H1ZM8 1V0H7ZM6 0H5V2L4 3H6L7 2ZM10 1H13V0H10ZM24 1V0H23ZM30 1V0H29ZM39 1V0H38ZM41 1V0H40ZM52 1V0H51ZM66 1H68V0H66ZM159 1V0H158ZM164 1L165 0H162V2L164 3ZM167 1V0H166ZM169 2H170V0H168ZM172 1V0H171ZM176 1V0H175ZM184 1H186L187 2V0H184ZM184 1H180V3H185ZM191 1V0H190ZM190 1H189V3H190ZM197 2H198V4H199V1L198 0H196ZM203 1V0H202ZM205 1V0H204ZM216 1V2H215ZM218 0H214V2L216 3V5L218 4V2L220 1H218ZM224 1V0H223ZM229 1V0H228ZM227 1V2H228ZM238 1V0H237ZM236 1V2H237ZM240 1V0H239ZM247 1H249V0H247ZM257 1V0H256ZM9 2V1H8ZM14 2V3H13ZM13 2H11V3H13V4H15L17 1H13ZM25 2V1H24ZM36 1L34 0V2H32V1H30V2H28V3H23L22 1H21V6H20V4H19V2H17L18 4H19V6H18V4H17V7H15V5H13L12 7L9 5V7H8V5L6 6V7H4L3 6V4H1V2H0V4L2 5H0V7H2V8H0V37H1V39H3V40H1L0 39V45L2 46V44H3V42H4V44L5 45H7V46H5L6 47V49L5 48H3L4 46H2V47H0V49H2L3 48V51H0V81L4 78H2V76H3V74L4 75H6L7 74V76H6V78H7V80L4 82L5 83V85H4V89L2 88V86L0 85V145H2V144H5L4 142L6 141V139H7V137H8V135L9 134H7V135H5V133H6V131H10V130H8V128H7V126H6V118H4V114H6V113H8V108H7V105L9 104V105H13V108L12 109H14V110H19L20 108H21V106H20V108H19V105L21 104V102H23L24 100H23V97H24V94H27L26 92H28L29 93V91L28 90H22V89H24V87H26V86H23V88L21 87V85H25V82H27L28 81V79L30 80V81H32V83H28V85L30 86L31 84H35L36 85V83H37V85L39 84V82H43V81H45V80H49L50 78H51V74L52 73H50L51 72V70H49V69H51V67H52V65L54 64V60H55V55H54V51H55V46H56V37H55V35L56 34H64V35H68L69 36V34L71 35V33H56V32H53V29L51 30V32L50 33H48V32H46V30L47 29H49V27H50V24L52 23H50L47 19H49V14H47L46 15V13H47V11L49 10H47L46 11V9H44L45 7L47 8L48 6H47V4L49 5V3L48 2H50V1H48L47 2V0H46V2H47V4H46V6L44 5L46 2H45V0L43 1V2H41L42 4L41 5H39L37 2L35 3ZM54 2V1H53ZM63 3L65 2V1H62ZM77 2V1H76ZM126 2V1H125ZM168 2V3H169ZM174 2V1H173ZM179 2V1H178ZM201 2V1H200ZM210 2V1H209ZM212 3H213V5H215L214 4V2L213 1H211ZM221 3H222V1H220ZM219 2V3H220ZM234 2H235V0H234ZM243 2V1H242ZM249 2H251V0L249 1ZM249 2H248V4L246 3L245 4V1H244V4L245 5H248V7H250L249 6ZM254 2V1H253ZM10 3V4H11ZM23 3V4H22ZM51 3V2H50ZM163 3H161V4H163ZM168 3H166V4H168ZM175 3V2H174ZM180 3H179V5H180ZM192 3V2H191ZM190 3V4H191ZM220 3V4H221ZM231 3H233V2H231ZM238 3V2H237ZM258 4H259V2H257ZM7 4V3H6ZM74 4H76L75 2H74ZM78 4V3H77ZM149 4H151V3H149ZM148 4V5H149ZM159 4V3H158ZM160 4V5H161ZM165 4V5H166ZM171 4H172V2L170 3V5L169 6H171ZM177 4V1H176V3L175 4H173V5H176ZM198 4H197V6H198ZM208 4V3H207ZM210 4V3H209ZM224 4H227V3H224ZM261 4V3H260ZM71 5V4H70ZM73 5V4H72ZM164 5V4H163ZM179 5L177 4L176 6H178L179 7ZM188 5V4H187ZM194 5V4H193ZM200 5H202L201 3H200ZM222 5V4H221ZM227 5H229V4H227ZM241 5H242V3H241ZM250 5H251V3H250ZM41 6H43V7H41ZM55 6V5H54ZM56 6H57V4H56ZM60 6V5H59ZM151 6H153V5H149V7L150 8H152ZM162 6V5H161ZM176 6H174V7H176ZM181 6V5H180ZM188 6H190V5H188ZM192 6V5H191ZM203 6V5H202ZM211 6V5H210ZM210 6H208V9H206L207 10V12L205 11V9H204V11L206 12V13H208L210 10L212 11L213 9H211L210 8ZM257 6V5H256ZM4 7V8H3ZM50 7H51V5H50ZM61 7V6H60ZM157 7H159V6H157ZM166 6H163V8L162 9H164ZM167 7H168V5H167ZM167 7H166V9H167ZM173 7V6H172ZM178 7H177V9H178ZM194 7H196V6H194ZM223 7H226L225 5L223 6ZM229 7H230V5H229ZM231 7H233V6H231ZM231 7H230V10H232L231 9ZM237 7H238V5H237ZM242 7L244 8V6L242 5ZM49 8V7H48ZM62 8L64 9L65 7L62 5ZM62 8L61 9H59V7H58V9L59 10H57V12H55L54 14H56V13H60L59 11H62V12H64L63 10H62ZM155 8V7H154ZM154 8H152V13H153V10H154ZM169 9L171 8V7H168ZM187 9V7H185L184 6V8H183V10L184 9ZM188 8H193V7H188ZM198 8H199V6H198ZM197 8V9H198ZM201 8V7H200ZM206 8H207V6H206ZM210 8V9H209ZM220 9V6H217V9ZM234 8V7H233ZM243 8H241V10L243 9ZM252 8L253 7H251V10H252ZM51 9V8H50ZM74 9V8H73ZM135 9V8H134ZM159 9V8H158ZM158 9H156L157 11H158ZM168 9V10H169ZM195 9V8H194ZM193 9V10H194ZM221 9H223V8H221ZM225 9V8H224ZM223 9V10H224ZM259 9V8H258ZM55 10V9H54ZM54 10H53V12H54ZM67 10V13H68V8L66 9ZM109 10V9H108ZM173 10H176V8L174 9L173 8ZM181 10V9H180ZM187 10H189V9H187ZM199 10V9H198ZM202 10V9H201ZM201 10H200V13H201ZM230 10H229V13H231L230 12ZM237 10H239V8H237ZM246 10V9H245ZM254 10V9H253ZM46 11V13L45 14H43L44 12ZM50 11V10H49ZM56 11V10H55ZM163 11H166L165 9L163 10ZM177 11V10H176ZM179 11V10H178ZM182 11V10H181ZM180 11V12H181ZM195 11V10H194ZM214 11V10H213ZM212 11V12H213ZM220 12H221V10H219ZM224 11H227V10H224ZM235 10H233L232 12H234ZM250 11V10H249ZM81 12V11H80ZM91 12V11H90ZM151 12V11H150ZM162 12V11H161ZM172 11H170L169 13H171ZM180 12H178V14H180ZM182 12H184V11H182ZM181 12V13H182ZM189 12V11H188ZM199 11H197V13H198ZM202 12H203V10H202ZM239 12V11H238ZM248 12V11H247ZM247 12H245V13H247ZM82 13H85V11H83ZM159 13H160V10H159ZM158 13V14H159ZM162 13H164V16L167 18V17H169V16H171V14H169V15H167V12H162ZM166 13V14H165ZM173 13H174V11H173ZM190 14H188V15H193L191 12H189ZM194 13V12H193ZM196 13V12H195ZM205 13V14H206ZM211 13V12H210ZM216 13V14H215ZM229 13H227V15L226 16H228V20H229ZM252 13H253V11H252ZM259 13H261V12H259ZM41 14H43V17L44 18H42V17H40L41 16ZM51 14V13H50ZM69 14V13H68ZM161 14V13H160ZM199 14V13H198ZM217 14H219L218 13V11L217 12H214V14H212V15H216V16H218ZM226 14V13H225ZM229 14V15H228ZM244 14V13H243ZM249 14H251V12H249ZM247 15V16H249V17H251V15ZM21 15V16H20ZM23 15H26V16H23ZM47 16L46 18H45V16ZM173 15V14H172ZM174 15H177V14H174ZM173 15V16H174ZM224 15V12H223V14H221V16H223ZM235 15V14H234ZM253 15H255V14H253ZM53 16V15H52ZM161 17H162V14L160 15ZM172 16V17H173ZM182 16V15H181ZM196 16V14L194 15V17ZM197 16H199V15H197ZM225 16V17H226ZM231 16H233V14L231 15ZM261 16H263V15H261ZM54 17H56V16H54ZM62 17V16H61ZM159 17V16H158ZM161 17L159 18V21L160 20H162L161 19ZM165 17L163 18V21L164 20H166L165 19ZM172 17L170 18V19H172ZM184 18L186 17V19L188 20V21H190V25L192 26V24H191V20H193V18L191 19V16H190V18L188 19V16H183ZM206 17V19H207V15L206 16H204V18ZM224 17V22H222V23H225L226 22V18ZM241 17V16H240ZM239 17V18H240ZM68 18V17H67ZM96 18V17H95ZM174 18V17H173ZM176 18H178V17H176ZM182 18V17H181ZM180 18V19H181ZM214 18V17H213ZM218 18V17H217ZM221 18V17H220ZM232 18V20H233V17H231ZM238 18V17H237ZM247 18V17H246ZM58 19H61V18H58ZM65 19V18H64ZM74 19V18H73ZM78 19V18H77ZM90 19L91 18H88V20L90 21ZM96 19H98V18H96ZM167 19H169V18H167ZM186 19H185V21H186ZM191 19V20H190ZM195 19H196V17H195ZM193 20V21H197V20ZM206 19H204V20H206ZM222 19V18H221ZM259 19V18H258ZM258 19H256L255 21H257ZM55 20V19H54ZM53 20V23L55 22ZM72 20V19H71ZM83 20V19H82ZM101 20V19H100ZM99 20V21H100ZM119 20V19H118ZM151 20H154V19H151ZM157 20H158V18H157ZM156 20V21H157ZM176 20V19H175ZM212 20H214V19H212ZM211 20V21H212ZM217 20V19H216ZM236 20V19H235ZM248 20H250V18L248 19ZM51 21V20H50ZM60 21V20H59ZM85 20H83V22H84ZM87 21V20H86ZM93 21H96V20H93ZM99 21H98V23H99ZM102 21V20H101ZM100 21V22H101ZM104 21V20H103ZM102 21V22H103ZM167 21V20H166ZM173 21H174V19H173ZM172 21V22H173ZM177 21H178V19H177ZM177 21H176V23H177ZM200 21H202V20H200ZM207 21V20H206ZM206 21H204V22H206ZM215 21V20H214ZM259 21V20H258ZM258 21L256 22V25H257V23H258ZM63 22V21H62ZM73 22V21H72ZM82 22V23H83ZM148 22H150L149 20H148ZM152 22H154V21H152ZM161 22V21H160ZM159 22V23H160ZM183 22V21H182ZM204 22H202V23H204ZM208 22V21H207ZM220 22V21H219ZM233 22H236V21H233ZM242 22V21H241ZM243 22H245V24L244 25H246V21H243ZM261 22V21H260ZM67 23H69V22H66V24ZM76 23V22H75ZM74 23V24H75ZM85 23H87V22H85ZM95 23V24H94ZM93 24L94 25H98V23L96 24V22H94ZM158 23V22H157ZM163 23V22H162ZM167 23L168 22H166V25H167ZM179 23H181V22H179ZM179 23L178 24H175V25H178L179 26ZM193 23V22H192ZM240 23V22H239ZM239 23H238V25H239ZM252 23V22H251ZM253 23H254V21H253ZM262 24H261V26L263 27L262 29H264V22H261ZM57 24V23H56ZM56 24H54V26L56 25ZM88 24H89V22H88ZM101 24V23H100ZM153 24V23H152ZM154 24H155V22H154ZM184 24V23H183ZM185 24H187V22L185 23ZM199 24V23H198ZM205 25H206V23H204ZM228 24H230V23H228ZM234 24V23H233ZM242 25H243V23H241ZM52 25V24H51ZM62 25V24H61ZM68 25V24H67ZM66 25V26H67ZM151 25V24H150ZM158 25V24H157ZM156 25V26H157ZM162 25V24H161ZM165 25V24H164ZM165 25V26H166ZM170 25V24H169ZM181 25H182V23L180 24V27H181ZM189 25V23H188V25H185V26H190ZM195 25V24H194ZM210 25H211V23H210ZM223 25V24H222ZM237 25V24H236ZM250 25V24H249ZM251 25H253V26H256V25H254V24H251ZM259 25V24H258ZM257 25V26H258ZM85 26V25H84ZM87 26V25H86ZM153 26V25H152ZM151 26V27H152ZM165 26H163L164 28H165ZM168 26V25H167ZM224 26H227L226 25V23H225V25H223V27ZM240 27H242V28H244L245 29V26H241V25H239ZM261 26H260V29H261ZM57 27V26H56ZM88 27V26H87ZM92 27L94 28V26L92 25ZM147 28V31L149 32V34H151L152 33V31L151 30H148V29H152V28ZM159 27H160V25H159ZM163 27H161V28H163ZM196 27V26H195ZM200 27H202V26H200ZM199 27V28H200ZM209 27V26H208ZM214 27V26H213ZM222 27V26H221ZM229 28H231L230 27V25L228 26ZM250 27V29L252 28L251 26H249ZM65 28V27H64ZM92 28V29H93ZM96 28V27H95ZM94 28V29H95ZM154 28V27H153ZM172 27L170 26L168 29L170 30ZM174 28L175 27H173V30L171 29V31H169L170 32V34H171V32L172 31H174ZM182 28V27H181ZM189 28V27H188ZM202 28H204V26L202 27ZM201 28V29H202ZM206 29H207V27H205ZM218 28V27H217ZM224 28H226V27H224ZM224 28H222V29H224ZM238 27L236 26V28H232L233 30L234 29H237ZM241 28V29H242ZM56 29H58V28H56ZM70 29V28H69ZM72 29H74V28H72ZM80 29V28H79ZM79 29H77V31L79 30ZM81 29H82V27H81ZM86 29V28H85ZM88 29V28H87ZM94 29H93V31H94ZM102 29V28H101ZM158 29V28H157ZM167 29V30H168ZM177 29H178V27H177ZM205 29V30H206ZM218 29H220V28H218ZM227 29V28H226ZM249 29V28H248ZM248 29H247V31H248ZM50 30V29H49ZM65 30H66V28H65ZM75 30V29H74ZM83 30V29H82ZM154 30V29H153ZM156 30V29H155ZM164 30V29H163ZM188 30V29H187ZM190 30V29H189ZM200 30V29H199ZM204 29H202V31H203ZM205 30L203 31L204 32V34L203 35H205ZM213 30V29H212ZM238 30V29H237ZM254 30V29H253ZM253 30H251L252 32H253ZM48 31V30H47ZM60 31V30H59ZM68 31H70V30H68ZM79 31H81V30H79ZM85 31V30H84ZM99 31V30H98ZM150 31H151V33H150ZM158 31H161V30H158ZM178 31H179V29H178ZM184 31H186L185 29H184ZM195 31V30H194ZM219 31V30H218ZM258 31H259V29H258ZM261 31V30H260ZM58 32V31H57ZM67 32V31H66ZM92 32V31H91ZM188 32H190V31H188ZM196 32H198L197 30H196ZM201 32V31H200ZM225 32H227V30H225ZM225 32H223L224 34H227V33H225ZM229 32V31H228ZM237 32H239V31H237ZM245 32V31H244ZM244 32L242 33V35L244 34ZM249 32V31H248ZM262 32V31H261ZM261 32H260V34H261ZM76 33H79V32H76ZM80 33H82V32H80ZM83 33H85V32H83ZM141 33V32H140ZM146 33V32H145ZM163 33H164V31H163ZM166 33H167V31H166ZM164 34V35H167V34ZM179 33V32H178ZM187 33V32H186ZM185 33V34H186ZM192 33L194 34V32L192 31ZM211 33V32H210ZM254 33V35H256L255 34V32H253ZM86 34V33H85ZM88 34H90V32H88ZM87 34V35H88ZM92 34H94V33H92ZM100 35H101V32L99 33ZM112 34V33H111ZM123 34V33H122ZM132 34V33H131ZM138 34H139V32H138ZM149 34H148V37H149ZM152 34H154V33H152ZM159 34H160V32H159ZM231 34H233L232 33V31H231ZM236 34V32L233 34V37H235V36H237V35H235ZM63 35V36H64ZM86 35V36H87ZM109 35H110V33H109ZM135 35V34H134ZM133 35V36H134ZM140 35H142V33L141 34H139V36ZM146 35H147V33H146ZM168 35H169V33H168ZM173 35V34H172ZM171 35V36H172ZM175 36L176 35H178L177 33L176 34H174ZM180 35V34H179ZM182 35H184V34H182ZM187 35V34H186ZM202 35V34H201ZM211 35H212V33H211ZM214 35V34H213ZM227 35H230V34H227ZM235 35V36H234ZM238 35H240L239 33H238ZM250 35V34H249ZM90 36V35H89ZM97 36V35H96ZM101 36H103V35H101ZM105 36V35H104ZM119 36V35H118ZM138 36V37H139ZM145 36V35H144ZM152 36V35H151ZM196 36V35H195ZM200 36V35H199ZM217 36V35H216ZM218 36H219V34H218ZM232 36V35H231ZM244 36V38H245V35H243ZM243 36H241V37H243ZM248 36V35H247ZM258 36V35H257ZM76 37V36H75ZM78 37V36H77ZM77 37L75 38V39H77ZM91 37V39L93 38L92 37V35L90 36ZM108 37V36H107ZM117 37V36H116ZM127 37V36H126ZM125 37V38H126ZM141 37H143V36H141ZM146 37V36H145ZM155 37H156V35H155ZM161 37H163V35H161ZM161 37H159L157 40H156V42L161 38ZM169 37V36H168ZM176 37H177V39H176ZM175 38H173L174 40H177V43L178 42H180V40H179V38H178V36H176ZM186 37V38H185ZM187 37H190V36H185L184 35V38H182V39H185V40H187ZM215 37V36H214ZM231 38V40L230 41H232L234 38ZM254 37V36H253ZM62 38V37H61ZM73 38H74V35H73ZM118 38V37H117ZM154 38V37H153ZM152 38V39H153ZM164 38V37H163ZM170 38V37H169ZM227 38V37H226ZM247 38H251V37H247ZM255 38H256V36H255ZM255 38H253L254 40H256ZM67 39H71L70 37L69 38H67ZM67 39H66V41H67ZM78 39H79V37H78ZM78 39H77V41H78ZM86 39V38H85ZM91 39H89V40H91ZM102 39V38H101ZM105 39V38H104ZM108 39V38H107ZM110 39H112V37L110 38ZM115 39V38H114ZM113 39V40H114ZM134 39V38H133ZM139 39V38H138ZM141 39V38H140ZM143 39V38H142ZM142 39H141V41L140 42H142ZM148 39H150V38H148ZM203 39V38H202ZM209 39V38H208ZM216 39V38H215ZM221 39V38H220ZM252 39V38H251ZM251 39H249V40H251ZM95 40V39H94ZM129 40V39H128ZM146 40H147V38H146ZM146 40H143V41H146ZM151 40V39H150ZM161 40H162V38H161ZM217 40V39H216ZM219 40V39H218ZM237 40L238 39H236V42H237ZM241 40H243V39H241ZM60 41V40H59ZM64 41V40H63ZM65 41V42H66ZM77 41L75 42V43H77ZM80 41H81V39H80ZM84 40H82V42H83ZM105 41V40H104ZM115 41H117V40H115ZM119 41V40H118ZM125 41V40H124ZM130 41V40H129ZM134 41V40H133ZM189 41V40H188ZM207 41H209V40H207ZM225 41H227V39L225 40ZM228 41H229V38H228ZM227 41V42H228ZM234 41V40H233ZM62 42V41H61ZM69 42H70V40H69ZM88 42H91V41H88ZM97 42H98V39H97ZM148 42H150V41H148ZM162 42V41H161ZM163 42H165V40H163ZM163 42H162V44L161 43H159V44H156V45H161V46H163V47H165L166 48V45L164 44L163 45ZM171 42H173L172 40H171ZM176 42V41H175ZM174 42V43H175ZM210 42H212L211 40L209 41V44L211 45V43ZM214 42H216V41H214ZM235 42V43H236ZM245 42H247V40L245 41ZM244 42V43H245ZM250 44L252 43V42H250V41H248ZM2 43V44H1ZM60 43V42H59ZM66 43H68V41L66 42ZM65 43V45H68V44H66ZM107 43V42H106ZM114 43V42H113ZM191 43V42H190ZM190 43H189V47H190ZM230 43V42H229ZM243 43V42H242ZM257 43V40H256V42L254 43V44H256ZM62 44V43H61ZM71 45H72V42L70 43ZM78 44V43H77ZM80 44H82V43H79V45ZM85 44L86 43H83V46L82 47H86L85 46ZM97 44H99V43H97ZM97 44H95V46L97 45ZM114 44H116V43H114ZM145 44H146V42H145ZM147 44H150V43H147ZM146 44V45H147ZM166 44H168L167 42H166ZM176 44V43H175ZM180 44H181V42H180ZM228 44V43H227ZM231 44V43H230ZM249 44V45H250ZM74 45V44H73ZM76 45V44H75ZM90 45H92V43H90ZM112 45V44H111ZM151 45H153V41H151ZM188 45V44H187ZM191 45H192V43H191ZM207 45V44H206ZM218 45V44H217ZM229 45V44H228ZM249 45H248V47H249ZM63 46V45H62ZM81 46V45H80ZM88 46H89V43H88ZM133 46V45H132ZM180 46V45H179ZM181 46H185L186 47V45L184 44H181ZM208 46V45H207ZM219 46V45H218ZM217 46V48H219ZM221 46H223V45H221ZM236 46H239V44H237ZM236 46H235V48H236ZM10 47V48H9ZM58 47V46H57ZM60 47V46H59ZM65 47V49L67 50H69V48H71L70 46L69 47H66V46H64ZM98 47V46H97ZM113 47V46H112ZM121 47V46H120ZM123 47V46H122ZM127 46H125V49L127 50V48H129V47H127ZM131 47V46H130ZM134 47V46H133ZM172 48H174L173 46H171ZM193 47V46H192ZM198 47V46H197ZM197 47H195V49L197 48ZM225 47H227L226 45H225ZM224 47V48H225ZM229 47V46H228ZM61 48V47H60ZM59 48V49H60ZM79 48V47H78ZM77 48V49H78ZM88 48V47H87ZM109 48H111L110 46H109ZM114 48H115V46H114ZM113 48V49H114ZM117 48V47H116ZM209 48V47H208ZM217 48L215 49V50H217ZM234 48V47H233ZM232 48V49H233ZM235 48L233 49V50H235ZM239 48V47H238ZM246 48V47H245ZM62 49H64L63 47H62ZM76 49V48H75ZM76 49V51H77V53H78V51L80 52V53H82L81 52V50L79 49V50H77ZM92 49V48H91ZM119 49V48H118ZM117 49V50H118ZM124 49V50H125ZM131 49H132V47H131ZM134 49H135V47H134ZM151 49H153L154 50V48L152 47ZM168 49V48H167ZM169 49H170V47H169ZM178 49V48H177ZM182 49V48H181ZM185 49V48H184ZM228 49V48H227ZM254 49H257V48H254ZM258 49H261V52H260V57H258V58H256L255 57V59L254 60H259V62H258V65L257 66H252V68L254 67V68H256L255 70H256V74L254 73V75H255V79H254V81H253V83L251 84V86H250V88H248V84H246V88L247 89H249V90H247V89H245L246 91H241L240 89H241V85H242V83L241 82H237V81H234L235 83L233 84V82L231 83L230 81H231V79H232V81H233V78H229L228 77V80H230L228 83H229V85L228 86H230V83L231 84H233V85H231V89H229V90H227V92H229V97H231L230 98V103H229V106L228 107H230V109H229V111H230V113H232V112H242V111H244V113L243 114H245V119L243 118V120L244 121H242V119L241 120H239V119H236V121L234 122V123H231V125H229V126H231V128H236L235 130H233V132L231 133L230 132V134L231 135H233V139H231L230 138V140L228 139V137H227V135H226V130L228 129L227 127H225L224 129V133H225V135H226V138L225 137H223V138H225L226 140L228 139L229 140V142H230V147H228L227 149H226V143H225V146H223V147H225V151L227 150H229V152H230V154H229V156L231 155V168H232V170H230L229 172H228V170H227V172L228 173H233L234 175L235 174H238V176L239 175H244L242 178H237V179H235L236 177H238V176H235L234 178H232L233 180H232V184H231V186H233L232 188H230V189H232V192L231 193H228V189L227 190H225V191H227V193L229 194H227L229 197L231 196V198L229 199V201H230V205H229V207H228V205H226V207H228V209H230L231 211H229V212H231L232 213V216H231V214H230V218H231V222L233 223H231V222H228V223H231L232 225H235L236 224V227L235 228H237L238 227V224H240V226H242V227H244L245 226V224L246 225H249V226H252V224H258V226H259V230L260 231H258V233L259 234H261V236L262 235H264V33H263V35H262V39H261V44L259 43V45H258ZM258 49H257V51H258ZM65 50V51H66ZM83 50V49H82ZM88 50H89V48H88ZM95 50V49H94ZM110 50V49H109ZM126 50L124 51V54H125V52H126ZM136 50V49H135ZM144 50H146V49H144ZM174 50V49H173ZM180 50V49H179ZM202 50V49H201ZM232 50V51H233ZM241 50V49H240ZM243 50V49H242ZM246 50V49H245ZM16 51H18L19 53H21L20 54V56H18V54L17 53H15ZM57 51H59V50H57ZM93 51V50H92ZM116 51V50H115ZM120 51V50H119ZM122 51V50H121ZM130 51V50H129ZM167 51H171V49L170 50H167ZM181 51V50H180ZM179 51V52H180ZM194 51V50H193ZM200 51V50H199ZM221 51V50H220ZM59 52H61V51H59ZM59 52L57 53V55L59 54ZM86 52V51H85ZM89 52V51H88ZM101 52H102V50H101ZM106 52V51H105ZM114 52V51H113ZM118 52V51H117ZM136 52H138V51H135V55H136ZM149 52V51H148ZM155 52H156V49H155ZM155 52H154V54H155ZM173 52V51H172ZM174 52H178V51H174ZM173 52V53H174ZM185 52V50L183 51V53ZM227 52H228V50H227ZM227 52H225V53H227ZM230 52V51H229ZM255 52V50H253V53ZM14 53V54H13ZM73 54L75 53L76 54V52L74 51V52H72ZM90 53V52H89ZM92 53H94V52H92ZM95 53H96V50H95ZM120 53V52H119ZM129 53V52H128ZM157 53V52H156ZM190 53H192L191 51H190ZM223 53V52H222ZM232 53V52H231ZM239 53V52H238ZM243 53V52H242ZM241 53V54H242ZM15 54H17V56L18 57H16V56H14ZM79 54V53H78ZM83 54V53H82ZM91 54V53H90ZM98 54V53H97ZM134 53H132V56H135V55H133ZM139 54V53H138ZM141 54V53H140ZM158 54V53H157ZM161 54V53H160ZM159 54V55H160ZM180 54H182V52L180 53ZM185 54V53H184ZM199 54V53H198ZM203 56H204V54L203 53H201ZM216 54V53H215ZM228 54V53H227ZM227 54L226 55H224V56H227ZM252 54V53H251ZM62 55V56H61ZM85 55V54H84ZM94 55V54H93ZM92 55V56H93ZM147 55V54H146ZM162 55V54H161ZM161 55L159 56V57H161ZM175 55V53L173 54V56ZM186 55L187 54H185V57H186ZM232 55H233V53H232ZM238 55V54H237ZM259 55V54H258ZM82 55H80V57H81ZM87 56V55H86ZM91 56V57H92ZM98 56V55H97ZM131 56V57H132ZM142 56V55H141ZM178 56V55H177ZM182 56V55H181ZM184 56V55H183ZM202 56V57H203ZM231 56V54L228 56V57H230ZM239 56V55H238ZM242 56V55H241ZM74 57V56H73ZM76 57H79L78 55L76 56ZM75 57V58H76ZM82 57H84V56H82ZM100 57V56H99ZM124 56H122V58H123ZM126 58H127V56H125ZM136 57V61L138 60V59H140V60H142L141 58H139V57H137V55L135 56ZM150 57H151V55H150ZM154 57V56H153ZM156 57H158V56H156ZM187 57H189V56H187ZM196 56L194 55V58H195ZM221 57V56H220ZM70 57V55L68 54V51L67 52H63V54H60V56H59V58H57L58 59V61H59V63L60 64H58L56 61V63L58 64V65H56V67H55V64H54V67L53 68H55V69H53V70H59V74H64L63 76H69L70 75V64H71V66H72V63H70V62H72L71 60L73 59L74 60V58H71ZM89 58V57H88ZM103 58V57H102ZM106 58V57H105ZM134 58V57H133ZM132 58V59H133ZM148 58V57H147ZM175 58V57H174ZM173 58V59H174ZM177 58H179V57H177ZM181 58V57H180ZM182 58H184V57H182ZM219 58V57H218ZM224 58V57H223ZM246 58H248V56L246 57ZM80 59L81 58H77V60L78 61H80ZM85 60L87 59V57L86 58H84ZM90 59V58H89ZM94 59V58H93ZM104 59V58H103ZM112 59H114L115 60V58H113L112 57ZM120 59V58H119ZM125 59V58H124ZM131 59V58H130ZM165 59V58H164ZM164 59H161L162 61L164 60ZM200 59V58H199ZM208 59V58H207ZM220 59H222V58H220ZM234 59H236V57L234 58ZM251 58H249L248 60H250ZM3 60V61H2ZM85 60H84V63H85ZM147 60H150V59H147ZM158 62H157V64H159V58L158 59H156ZM160 60V61H161ZM166 60H168V59H166ZM183 60V59H182ZM206 60V59H205ZM209 60V59H208ZM216 60V59H215ZM226 60H228L227 58H226ZM239 60V59H238ZM238 60H237V63H238ZM78 61H77V63H78ZM88 61V60H87ZM86 61V62H87ZM99 61H102V60H100V58H99V60H98V63H99ZM116 61V60H115ZM121 61V60H120ZM127 61V60H126ZM134 61L135 63H137L138 65H140L139 63L141 62V61ZM161 61V62H162ZM170 61V60H169ZM187 61V60H186ZM191 61V60H190ZM211 61V60H210ZM253 61V60H252ZM91 62V61H90ZM134 62H132V66L134 67V65H133V63ZM152 62V61H151ZM154 62H155V60H154ZM168 62V61H167ZM171 62V61H170ZM178 62V61H177ZM192 62V61H191ZM191 62H190V64H191ZM218 62V61H217ZM221 62V61H220ZM234 62V61H233ZM2 63V64H1ZM93 63V62H92ZM102 63V62H101ZM112 63H114V62H112ZM129 63H131V62H129ZM150 63V62H149ZM172 63V62H171ZM170 63V64H171ZM184 63V62H183ZM249 63H251V62H249ZM255 63V62H254ZM76 64V62H74V65ZM79 64V63H78ZM116 64V63H115ZM136 64V65H137ZM156 64V65H157ZM186 64V63H185ZM189 64V63H188ZM212 64H214V63H212ZM238 64H240V62L238 63ZM243 64V63H242ZM241 64V65H242ZM82 65V64H81ZM81 65H80V68H78V69H81ZM85 65V64H84ZM99 65V64H98ZM97 65V66H98ZM109 64L107 63V66H108ZM126 65H128V64H126ZM141 65L143 66V64L141 63ZM149 65V64H148ZM180 66H181V64H179ZM178 65V66H179ZM192 65V64H191ZM223 65H224V63H223ZM222 65V66H223ZM234 65H236V63L234 64ZM57 66H58V68H57ZM78 66V65H77ZM77 66L75 67V68H77ZM83 66V65H82ZM91 66V65H90ZM106 66V65H105ZM110 66V65H109ZM115 66V65H114ZM129 66V65H128ZM131 66V67H132ZM179 66V67H180ZM186 67H187V65H185ZM192 66H194V65H192ZM225 66H227V65H225ZM224 66V67H225ZM59 67H60V69H59ZM68 67H69V69H68ZM92 67V66H91ZM94 67H96V65H94ZM101 67V66H100ZM130 67V66H129ZM132 67V68H133ZM146 67V66H145ZM149 67V66H148ZM165 67V66H164ZM181 67H183L184 68V66H181ZM213 67V66H212ZM243 67H245V65L243 66ZM89 68V67H88ZM106 67H104V69H105ZM126 68V67H125ZM139 68H141L142 69V67L141 66H139ZM229 68V67H228ZM72 69H73V67H72ZM82 69H83V67H82ZM146 69V68H145ZM169 69V68H168ZM247 69V68H246ZM60 70H62V71H60ZM73 70H75V69H73ZM167 70V69H166ZM182 70V69H181ZM185 70V69H184ZM249 70V69H248ZM25 71V72H24ZM27 71V72H26ZM72 71V70H71ZM78 71H81V70H78ZM84 71V70H83ZM83 71H81V72H83ZM146 71V70H145ZM221 71V70H220ZM252 70L250 69V71L249 72H251ZM18 72H20V73H18ZM74 72H76L77 73V71H74ZM80 72V73H81ZM148 71H146V73H147ZM184 72V71H183ZM185 72H186V70H185ZM189 72V71H188ZM234 72V71H233ZM55 73V72H54ZM75 73V75L77 76V77H74V78H81V77H79L80 76V74L79 75H77ZM87 73V72H86ZM164 73H166V72H164ZM167 73H170L169 71L167 72ZM240 73V72H239ZM55 74H57V73H55ZM54 74V75H55ZM83 74V73H82ZM147 74H149V73H147ZM146 74V77L148 76ZM172 74H174V73H172ZM171 74V75H172ZM196 74V73H195ZM203 74H205V72L203 73ZM207 74V73H206ZM219 74V73H218ZM234 74V73H233ZM232 73H230L229 74V72H228V75H233ZM54 75H53V78H54ZM58 75V74H57ZM57 75H55V77L57 76ZM72 75V74H71ZM74 75V76H75ZM84 75V74H83ZM166 75H168V74H165V76ZM216 75V74H215ZM238 75V74H237ZM251 75V74H250ZM95 76V75H94ZM117 76V75H116ZM115 76V77H116ZM184 76V75H183ZM234 76V75H233ZM58 77V76H57ZM56 77V78H57ZM60 77H62V76H60ZM73 77V76H72ZM112 77V76H111ZM149 77H150V75H149ZM163 77V76H162ZM205 77V76H204ZM212 77V76H211ZM214 77V76H213ZM219 77V76H218ZM218 77L217 78H215V79H218ZM244 77V76H243ZM247 77V76H246ZM246 77H244L243 79H244V81H245V78ZM52 78V79H53ZM55 78V79H56ZM95 78H97V77H95ZM166 77H164V79H165ZM168 78V77H167ZM188 78V77H187ZM206 78V77H205ZM204 78V79H205ZM221 78V77H220ZM226 78V77H225ZM238 78H239V76H238ZM248 79H249V77H247ZM253 78H254V76H253ZM5 79V78H4ZM22 79H23V82L21 83V81H22ZM62 79V78H61ZM65 79V78H64ZM63 79V80H64ZM94 79V78H93ZM99 79V78H98ZM203 79V80H204ZM212 79V78H211ZM211 79H210V81H211ZM214 79V78H213ZM214 79V80H215ZM234 79H236V77L234 78ZM241 79H242V77H241ZM242 79V80H243ZM54 80V79H53ZM53 80H49L50 82L51 81H53ZM57 80H58V78H57ZM66 80V79H65ZM64 80V81H65ZM73 80V79H72ZM76 79H74V81H75ZM83 81H81V86H82V82L84 83V77H83V79H82ZM95 80V79H94ZM100 80V79H99ZM102 80V79H101ZM109 80V79H108ZM114 80V79H113ZM222 80H225V79H222ZM221 79H220V81H222ZM227 80V79H226ZM240 80V79H239ZM60 81V80H59ZM59 81H58V83H59ZM63 81V82H64ZM77 81V80H76ZM98 81V80H97ZM117 81V80H116ZM190 81V80H189ZM219 81V82H220ZM29 82V81H28ZM62 82V81H61ZM96 82V81H95ZM166 82V81H165ZM226 82V83H227ZM3 83V84H4ZM49 83V82H48ZM66 83H67V81H66ZM71 83V82H70ZM92 83H94V82H92ZM170 83V82H169ZM194 83H195V81H194ZM223 83H224V81H223ZM223 83H220V85L221 84H223ZM247 83V82H246ZM21 84V85H20ZM85 84V83H84ZM83 84V85H84ZM96 84V83H95ZM115 84V83H114ZM201 84V83H200ZM215 84H217V83H215ZM8 85V86H7ZM26 85H27V83H26ZM27 85V88L28 89H30L31 88V86L29 87ZM42 85V84H41ZM51 85V84H50ZM62 85H64L65 86V84H62ZM219 85V86H220ZM7 86V87H6ZM49 86V85H48ZM67 86V85H66ZM80 86V87H81ZM33 87V86H32ZM40 87V86H39ZM68 87H69V85H68ZM82 87H84V86H82ZM81 87V88H82ZM88 87V86H87ZM94 87V86H93ZM92 87V88H93ZM221 87H222V85H221ZM242 87H244V84L242 85ZM22 88V89H21ZM26 88V89H27ZM45 88V89H44ZM44 88L42 87V89H44V90H47L48 91V89H46L47 87L45 86V83H44ZM51 88V87H50ZM63 88V87H62ZM212 88V87H211ZM224 88V87H223ZM223 88H222V90H223ZM240 88V89H239ZM39 89V88H38ZM59 89V88H58ZM57 89V90H58ZM66 89V88H65ZM78 89H80V88H78ZM85 89V88H84ZM94 90H96V89H98V88H93ZM127 89V88H126ZM214 90H212V91H214V93H216V91L217 90H215V89H217V88H213ZM41 90V89H40ZM43 90V91H44ZM63 90V89H62ZM83 90V89H82ZM92 90V89H91ZM94 90H92L91 91V93H89L88 95L89 96H87L88 97V99H89V97L91 96V100H92V96H94L95 94H96V92L94 91ZM110 90H112V89H110ZM211 90V89H210ZM225 90V89H224ZM240 90V91H239ZM34 91V90H33ZM32 91V92H33ZM68 91V90H67ZM67 91H66V93L65 92H63V93H65V94H67ZM81 91V90H80ZM88 91V90H87ZM94 91V92H93ZM129 91V90H128ZM132 91V90H131ZM207 91V90H206ZM31 90H30V95H31ZM38 92V91H37ZM55 92H56V90H55ZM85 92H86V90H85ZM84 92V93H85ZM127 92V91H126ZM218 92V91H217ZM219 92H221V91H219ZM226 92V93H227ZM241 92V93H240ZM242 92H244L245 94H247L248 95V97H243L242 98V95H238L239 93L240 94H242ZM40 93V92H39ZM48 92H45V94H44V92H43V94L45 95H43V98H45V99H41V97H40V100H43V101H47L48 102V98H46V94H47ZM61 93V92H60ZM77 93L79 94V92L77 91ZM88 93V92H87ZM93 93H95V94H93ZM147 93V92H146ZM171 93V92H170ZM208 93H211V91L210 92H208ZM213 93V94H214ZM244 93H243V95H244ZM64 94V95H65ZM77 94V97H79V95L81 94V92H80V94L78 95ZM91 94V95H90ZM93 94V95H92ZM123 94V93H122ZM126 94V93H125ZM145 94V93H144ZM150 94H151V92H150ZM206 95H207V93H205ZM220 94H222V93H220ZM237 94V96H235ZM50 95H52V93H51V91H50V94H49V96ZM56 95V94H55ZM55 95H54V98H53V101H54V103H53V101L51 102V101H49L47 104V106H51V104H53V106L52 107H54V108H51V110H50V107H48V113H44V109L42 108V105H41V107H40V109L38 110L37 109V107H35L36 106V104L34 105V108L37 110H33L35 113L34 114H39L38 112L40 111V113L41 112H43L44 114H43V116H42V114L40 115V117H41V124L42 125H40V126H42V128H44L43 127V124H44V126L46 127H51V128H53V129H59V130H62L63 132H64V134L66 135V136H68L67 138H68V141H70L71 142V140L73 139V137L71 136V133H72V129H75V130H77L75 127H78V126H72L73 128L71 129V122H70V116L72 115L73 116V111L71 112L70 110H69V106H70V104L68 105V104H66L65 103V105H64V103L62 104V106L60 107V112H58V113H56V110H55V108H56V103H55ZM86 95V94H85ZM132 95H133V93H132ZM141 95V94H140ZM139 95V96H140ZM164 95V94H163ZM28 96V95H27ZM83 96V95H82ZM122 96V95H121ZM128 96V95H127ZM147 96H150L149 95V93H148V95ZM147 96L145 97V98H147ZM198 96V95H197ZM204 96V95H203ZM202 96V97H203ZM212 96H215V94L214 95H212ZM211 96V97H212ZM219 96H221V95H219ZM249 96H251V97H249ZM26 97V96H25ZM24 97V98H25ZM29 97V96H28ZM50 97H52V96H50ZM71 97H72V94H71ZM70 97V98H71ZM74 97H75V95H74ZM81 97V96H80ZM126 97V96H125ZM142 97V96H141ZM200 97V96H199ZM198 97V98H199ZM216 97H218L217 96V94H216ZM216 97H213V98H216ZM222 98H224L225 99V97H223V95L221 96ZM233 97V98H232ZM27 98V97H26ZM66 98V97H65ZM69 98V97H68ZM69 98V99H70ZM130 98V97H129ZM151 98V97H150ZM203 98H205V96L203 97ZM221 98V99H222ZM29 99H31V98H29ZM29 99H26V101L27 100H29ZM78 99V98H77ZM76 99V100H77ZM80 99V98H79ZM87 99V98H86ZM95 99V98H94ZM125 99V98H124ZM172 99V98H171ZM202 99V98H201ZM207 99V98H206ZM205 99V100H206ZM211 99V98H210ZM210 99H209V97H208V101H210ZM33 100V98L31 99V101ZM36 100V99H35ZM40 100L38 99V100H36V101H39L40 102ZM72 100V99H71ZM83 100V99H82ZM81 100V101H82ZM126 100H128L127 98L125 99V101ZM146 100H148V99H146ZM150 100V99H149ZM170 100V99H169ZM30 101V102H31ZM87 101V100H86ZM90 101V100H89ZM94 101V100H93ZM143 101V100H142ZM214 101V100H213ZM215 101H218L217 100V98H216V100ZM223 101V100H222ZM50 102H51V104H50ZM68 102V101H67ZM73 102V101H72ZM75 102V101H74ZM144 102H146L145 101V99H144ZM143 102V103H144ZM148 102V101H147ZM199 102V103H198ZM197 103L199 104H197L198 106H200L201 105V103H205V102H203V100L201 101H198ZM224 102H226V100L224 101ZM27 103H28V101H27ZM57 103H59V101L57 102ZM76 103V102H75ZM84 103H86V102H84ZM83 103V104H84ZM213 103V102H212ZM215 103V102H214ZM214 103H213V106L215 107V105H214ZM34 104V103H33ZM40 104V103H39ZM38 104V105H39ZM42 104H43V102H42ZM55 104V105H54ZM87 104V103H86ZM208 103H206V105H207ZM226 104V103H225ZM9 105H8V107H9ZM30 105H31V103H30ZM37 105V106H38ZM61 104H59L58 106H60ZM77 105H78V103H77ZM195 105H196V103H195ZM28 106V105H27ZM44 106H45V102H44ZM46 106V107H47ZM72 106V105H71ZM80 106V105H79ZM83 106V105H82ZM81 106V107H82ZM89 106V105H88ZM197 106V107H198ZM32 107V106H31ZM76 105L74 104V110H76ZM87 107V106H86ZM190 107H191V105H190ZM208 107H209V105H207V107H205L207 110H208ZM213 107V108H214ZM218 107V106H217ZM24 108H25V105H24ZM29 108V106L27 107V109ZM45 108V107H44ZM212 108V107H211ZM216 108V107H215ZM10 109V108H9ZM23 109V108H22ZM33 109V108H32ZM43 109V110H42ZM46 109V108H45ZM71 109H73L72 107H71ZM192 109L193 110H195L193 107H192ZM202 109H204V108H202ZM210 109V108H209ZM219 110L221 109V108H218ZM226 109V108H225ZM228 109V108H227ZM14 110H12L13 112H12V114L14 113ZM197 110V109H196ZM195 110V111H196ZM213 110V109H212ZM211 110V112H213ZM214 110H217V109H214ZM219 110H217V111H219ZM19 111H21V109L19 110ZM19 111H18V113H19ZM23 111V110H22ZM29 111H31V110H29ZM47 111V110H46ZM45 111V112H46ZM194 111V112H195ZM200 111H202L201 109H200ZM217 111H215L216 113H214L213 112V114L210 112V114H208V115H217ZM16 112V111H15ZM220 112V111H219ZM227 113H228V110L226 111ZM10 113H11V110H10ZM29 112H27V114H28ZM70 113H72L71 115H70ZM196 113V112H195ZM206 113V112H205ZM223 113V112H222ZM11 114V115H12ZM16 114V113H15ZM21 115H23L22 113H20ZM36 114V115H37ZM220 114V113H219ZM224 114H226V113H224ZM224 114H222L223 116H224ZM229 114V113H228ZM243 114H242V116H243ZM8 115V114H7ZM25 115V114H24ZM29 115V114H28ZM31 115V114H30ZM36 115H34V117H36L37 118V116ZM196 115V114H195ZM197 115H198V113H197ZM197 115L196 116H194V117H197ZM241 115V113L239 114H234V115H232L233 117H239ZM13 116H14V114H13ZM18 116H20V115H17L16 114V116L14 117L15 118V120H13V121H16V119L18 118ZM188 116V115H187ZM192 116H193V114H192ZM201 116V115H200ZM207 116V115H206ZM226 116V115H225ZM6 117V116H5ZM8 117H9V115L7 116V119H8ZM17 117V118H16ZM24 117H26V116H24ZM28 117V116H27ZM31 116H29V118L28 119H25V118H23V117H21V119H23L22 121L21 120H18L20 123H18V122H16V126L18 127V125L17 124H21L20 125V127H22L23 126V124L22 123H24V120H26L27 122H28V125H29V120H33L32 119V117L30 118ZM39 117V118H40ZM73 117H75V115L73 116ZM73 117L71 118L72 120H73ZM190 118H192L191 116H189ZM210 117V116H209ZM10 118V117H9ZM79 118V117H78ZM219 118V117H218ZM217 118V119H218ZM230 118V117H229ZM242 118V117H241ZM76 119V118H75ZM74 119V120H75ZM189 119V118H188ZM187 119V120H188ZM196 119V118H195ZM207 119V118H206ZM209 119V118H208ZM12 120V119H11ZM71 120V121H72ZM74 120L72 121V122H74ZM186 120V121H187ZM223 120V119H222ZM233 120H234V118H233ZM10 121V120H9ZM8 121V123H10ZM12 121V122H13ZM25 121V122H26ZM35 121V120H34ZM34 121H32V123L34 122ZM40 121H38V119L35 121V123H38V122H40ZM78 121V120H77ZM76 121V123H78ZM185 121V122H186ZM196 121V120H195ZM212 122V120H209V122ZM27 122H26V125H27ZM233 122V121H232ZM7 123V124H8ZM14 123V122H13ZM32 123H30V124H32ZM75 122H74V124H76ZM219 123V122H218ZM222 123V122H221ZM39 124V123H38ZM79 124V123H78ZM77 124V125H78ZM87 124V123H86ZM184 125H186V123H183ZM188 124V123H187ZM196 124H198V123H196ZM216 124V123H215ZM214 124V125H215ZM222 124H224V123H222ZM14 125V124H13ZM13 125H11V127L13 128ZM25 125V124H24ZM27 125V129H32L33 127H32V125H34V123L31 125V126H28ZM36 125V124H35ZM34 125V126H35ZM199 125V124H198ZM198 125H196V126H198ZM205 125V124H204ZM212 124H210V127H212L211 126ZM220 126H221V124H219ZM241 125H246L247 127H250V129H251V131H250V133L248 134V136H246V137H244L245 135H243V136H241V131H240V127H242ZM10 126V125H9ZM96 126H98V125H96ZM96 126H94V128H96ZM187 126V125H186ZM216 127H217V125H215ZM17 127H14V132H15V130H17V129H15V128H17ZM24 127V126H23ZM23 127H22V129L21 130H23L24 131V129H23ZM30 127V128H29ZM36 127H37V125H36ZM184 127V126H183ZM205 127V126H204ZM206 127H208L207 126V124H206ZM210 127H208V128H210ZM214 127V126H213ZM219 127V126H218ZM222 127H224V126H222ZM243 127H245V126H243ZM26 128H25V130H26ZM41 128V127H40ZM40 128H38L39 130H40ZM93 128V129H94ZM198 128H201V127H198ZM10 129V128H9ZM45 129H47V128H45ZM83 129V128H82ZM92 129V131H89L87 134H86V136H87V138H85V139H87V141H90V142H99V140L101 139V137H100V134H99V132H96V131H94V130H96V129H94L93 130ZM185 129H187V127L185 128ZM205 129V128H204ZM215 129V128H214ZM213 129V130H214ZM221 130H223V128H220ZM244 129V128H243ZM247 129V128H246ZM12 130V129H11ZM34 130H37L36 128H34ZM49 130V129H48ZM74 130V133L76 132ZM85 130H86V128H85ZM190 130H192V128L190 129ZM208 130V129H207ZM217 130H219V128L217 129ZM217 130H214L213 132H215V133H217L218 134V132H216ZM242 130V129H241ZM245 130V129H244ZM31 132V134L32 135H30V133H26V132ZM81 131V130H80ZM199 131H200V129H199ZM202 131V130H201ZM204 131V135H203V132H201V134L202 135H200L199 134V144L201 145L200 146V149L202 150L203 149V147H202V145H203V140H204V136H205V131H206V129L205 130H203ZM246 131V133H247V130H245ZM18 132V131H17ZM15 133V134H18V133ZM22 132V131H21ZM20 132V133H21ZM35 132V133H34ZM33 132V130H26L25 131V133L23 132V133H21L20 134V136H22L23 138H21L22 139V141L24 142L25 141V139L26 138H28L27 136L28 135H30V137H33V135L34 134H36V133H38V136H39V132H38V130L37 131H34ZM79 132V131H78ZM85 132V131H84ZM207 132H210V131H207ZM213 132H211V135H212V133ZM223 132V131H222ZM221 131H220V133H222ZM10 133H11V131H10ZM45 134H46V132H44ZM77 133V132H76ZM81 133V132H80ZM170 133V132H169ZM168 133V134H169ZM219 133V134H220ZM227 133H229V131L227 132ZM246 133H244V134H246ZM48 134V133H47ZM171 134V133H170ZM191 134V133H190ZM207 134H210V133H207ZM13 135V134H12ZM43 136H44V134H42ZM50 135V134H49ZM55 135V134H54ZM188 135V134H187ZM197 135H198V133H197ZM214 135V134H213ZM213 135H212V137H209L210 135H207V137L210 139V138H213ZM223 133H222V135L221 136H225ZM230 135V136H231ZM10 136V135H9ZM17 136V135H16ZM18 136H19V134H18ZM18 136H17V138H18ZM20 136H19V139H20ZM25 136V137H24ZM46 136V135H45ZM64 136V135H63ZM182 136H184V135H182ZM189 136V135H188ZM188 136H187V138L186 139H188ZM229 136V135H228ZM12 137V136H11ZM54 137V136H53ZM168 137V136H167ZM198 137V136H197ZM219 138H218V140L220 139V136H218ZM34 138V137H33ZM48 138V137H47ZM62 138H64V137H62ZM84 138V137H83ZM190 138V137H189ZM222 138V137H221ZM13 139H14V137H13ZM55 139V138H54ZM207 139V138H206ZM214 139V138H213ZM9 140V139H8ZM30 140V139H29ZM35 140V139H34ZM34 140L32 139L31 141H33L34 142ZM64 140H67V139H65L64 138ZM220 140H222V139H220ZM219 140V141H220ZM15 141V140H14ZM21 141V142H22ZM45 141V140H44ZM175 141H176V139H175ZM205 141V140H204ZM207 141V140H206ZM214 141V140H213ZM217 140H215V142H216ZM219 141H218V144H220L219 143ZM222 141H224V140H222ZM20 142V141H19ZM25 142H27V141H25ZM29 142V141H28ZM46 142H47V140H46ZM73 142V141H72ZM181 142V141H180ZM182 142H183V140H182ZM197 142V141H196ZM208 142V141H207ZM207 142L206 143H204V144H206L207 145ZM215 142H213V143H215ZM227 142V141H226ZM8 143H10V142H8ZM8 143H7V145H8ZM85 143V142H84ZM212 143V142H211ZM13 144V143H12ZM18 144V143H17ZM86 144V143H85ZM15 145V144H14ZM47 145V144H46ZM194 145V144H193ZM212 145V144H211ZM214 145V144H213ZM215 145H216V143H215ZM9 146V145H8ZM42 146V145H41ZM47 146H49L50 147V149L48 148V156H49V158L50 157H53L55 154H56V150H55V147L53 146V142H48V145ZM71 146H73V145H71ZM94 146V145H93ZM92 146V147H93ZM188 146V145H187ZM191 146V145H190ZM197 146V145H196ZM222 146V145H221ZM6 147V146H5ZM44 148H46L45 147V145L43 146ZM91 147V146H90ZM184 147H185V145H184ZM205 147H207V146H205ZM214 147H216V146H214ZM1 148V147H0ZM7 148V147H6ZM9 148V147H8ZM211 148H212V146H211ZM230 148V149H229ZM3 149V148H2ZM191 149V148H190ZM217 149H219V148H217ZM217 149H215L214 151H216ZM44 151H46L45 149H43ZM173 150H174V147H173ZM179 150V149H178ZM210 150V149H209ZM224 150V149H223ZM179 151H181V150H179ZM205 151L207 152V153H209V151H207L206 149H205ZM213 151V150H212ZM224 151V154L225 153H227V152H225ZM41 153H42V151H40ZM204 152V150L202 151V153ZM218 152V151H217ZM217 152H214L213 154H216ZM13 153V152H12ZM198 153V152H197ZM207 153H203L204 154V156H205V154H207ZM43 154H45V153H43ZM210 154H211V152H210ZM209 154V155H210ZM217 154H219V153H217ZM224 154H221V157L220 158H222L223 156H224ZM9 155V154H8ZM196 155V154H195ZM223 155V156H222ZM48 156H46V157H48ZM204 156H202V157H204ZM207 156V155H206ZM212 156V155H211ZM217 156V155H216ZM228 156V157H229ZM65 157V156H64ZM187 157V156H186ZM212 157H214V156H212ZM228 157H227V160H228ZM3 158V157H2ZM63 158V157H62ZM182 158H183V156H182ZM198 158H200V157H198ZM197 158V159H198ZM225 158V157H224ZM1 159V158H0ZM51 159V158H50ZM196 159V160H197ZM203 159V158H202ZM209 159V158H208ZM219 159V158H218ZM229 159H230V157H229ZM204 160H206V159H204ZM203 160V161H204ZM61 161H63V159H61ZM67 161V160H66ZM207 161V160H206ZM210 161V160H209ZM219 161V160H218ZM226 161V160H225ZM224 161V162H225ZM31 162H34V160L33 161H31ZM64 163H65V161H63ZM223 161H221V163H222ZM227 162V161H226ZM225 162V163H226ZM15 163V162H14ZM35 163V162H34ZM68 163V162H67ZM199 163V162H198ZM205 163V162H204ZM203 163V164H204ZM66 164V163H65ZM216 164V163H215ZM223 165H224V163H222ZM222 164H221V166L220 167H222ZM227 164V163H226ZM228 164H229V162H228ZM228 164H227V166H228ZM251 164V165H250ZM250 165V166H249ZM6 166H8V165H6ZM36 166V165H35ZM35 166H33V167H35ZM67 166V165H66ZM182 166V165H181ZM200 166V165H199ZM215 166V165H214ZM217 166L219 167V165H216V168H217ZM9 167H10V165H9ZM183 167V166H182ZM185 167V166H184ZM205 167V166H204ZM5 169H6V167H4ZM32 168V167H31ZM39 168V167H38ZM37 168V169H38ZM179 168V167H178ZM185 168H188V167H185ZM215 168V169H216ZM223 168H225V166L223 167ZM227 168V167H226ZM3 169V168H2ZM5 169H4V171H5ZM191 169V168H190ZM195 169H197V168H195ZM222 169V168H221ZM229 169H230V166H229ZM186 170H189V169H186ZM3 171V170H2ZM1 171V172H2ZM8 171V170H7ZM33 171H35V169H33ZM190 172H192V170H189ZM223 171V170H222ZM225 171V170H224ZM224 171H223V173H224ZM189 172V173H190ZM188 173V172H187ZM188 173V174H189ZM213 173V172H212ZM3 174V173H2ZM200 174V173H199ZM225 174V173H224ZM227 174V173H226ZM0 175H1V173H0ZM185 175H187V174H185ZM192 175V174H191ZM202 175V174H201ZM230 174H228L227 176H229ZM232 175V174H231ZM230 175V176H231ZM219 176V175H218ZM221 176V175H220ZM226 176V175H225ZM224 176V177H225ZM4 177V176H3ZM2 177V178H3ZM181 177V176H180ZM201 177V176H200ZM200 177L198 176V178L200 179ZM222 177V176H221ZM220 177V178H221ZM223 177V178H224ZM216 178V177H215ZM0 179H1V177H0ZM5 179V178H4ZM180 179H182V180H180L181 182H183L182 183V186H187V187H184V188H189V191L191 192V190L193 191L194 189H196L195 187H197L198 186V188L197 189H200V187H199V185L201 184H198V183H195V181H199V180H197V179H194L193 178V176H189V177H185V178H180ZM2 180V179H1ZM1 180H0V183H2L1 182ZM177 180V179H176ZM212 181H213V179H212ZM217 181H218V177H217ZM225 181H227V180H225ZM224 181V182H225ZM203 182L204 181H202V184H203ZM213 182H215V181H213ZM219 183L218 184H220V179H219V181H218ZM229 182H230V180H228V184H229ZM174 183V182H173ZM223 183V182H222ZM221 183V184H222ZM176 185H175V187L178 185L177 183H175ZM184 184V185H183ZM216 184V183H215ZM224 184V183H223ZM225 184H226V182H225ZM227 184V185H228ZM216 186H217V184H216ZM218 186H220V185H218ZM223 186V185H222ZM225 187H226V185H224ZM230 186V187H231ZM178 188H179V185L177 186ZM225 187H224V189H225ZM166 188H168V187H166ZM166 188L164 189V187L162 188V186H159V185H157V183H155V181L153 182V181H149V180H147L146 178H142V179H137V180H127V181H125L124 183H123V189H122V191L118 194V195H116L115 193V196H113V200L111 201L110 200V202H108L107 203V208H106V210H105V212H99V209L101 208V205H103L104 203H105V199L103 200L101 197H97V198H95V199H93V200H91V201H85V202H82V203H78V204H74L73 205V208H67L65 211H63L62 213H64V214H68V213H72L73 215H75L74 217V219H76V217L77 218H85V217H89L91 214H93V216H92V218H91V222L89 223L90 224V230H91V236L90 235H88L89 237H92L94 240H100L101 238H102V236H103V239L105 238L104 236L105 235H103V230H104V228H106V227H108V226H111V224H117L116 225V228L118 229H120V227H118V226H121V228H124L123 226L125 225V226H127V223H130V222H133V221H135V222H138V224H141V226H142V224L144 223H146L147 222V220H148V218H150L152 215H154V211H155V213L157 212V210L156 209H159V208H161L162 209V204H161V200H162V198H159V196H161V194L163 193V191L165 190L166 191ZM181 188V187H180ZM179 188V189H180ZM202 188V187H201ZM214 188V187H213ZM217 188V187H216ZM227 188H229V186L227 187ZM163 189V190H162ZM218 189H220V188H218ZM26 190L27 189H25L24 191H22L21 193H20V196L22 197V196H25L26 194H27V192H26ZM161 190V191H160ZM181 190V189H180ZM180 190H179V192H180ZM201 190V189H200ZM213 190H215V191H217V189H213ZM223 190V189H222ZM156 191V192H155ZM168 191V190H167ZM183 191V190H182ZM188 192V189L186 190H184L183 192ZM196 191H198V190H196ZM195 191V192H196ZM230 191V190H229ZM169 192V191H168ZM182 193V192H181ZM198 193V192H197ZM202 193V192H201ZM206 193V192H205ZM220 193V192H219ZM218 193V194H219ZM222 193H224V192H222ZM57 194V193H56ZM56 194H51V195H49V196H47L48 198H49V200H50V203L51 204H55V203H60L61 202V200L63 199V197H61L60 195H56ZM152 194V195H151ZM165 194V193H164ZM163 194V195H164ZM168 194V193H167ZM173 194V193H172ZM172 194H171V196H172ZM179 194V193H178ZM183 194V193H182ZM185 194V193H184ZM183 194V195H184ZM208 194V193H207ZM207 194H206V196H207ZM210 194V193H209ZM217 194V195H218ZM231 194V195H230ZM150 195V196H149ZM154 195L157 197V195H158V198L159 199H161L159 202L160 203H156V202H158V201H155L156 200V198L155 199H153L152 200V198L154 197ZM166 195V194H165ZM164 195V196H165ZM170 195V194H169ZM189 195V194H188ZM188 195H186V196H188ZM200 195V194H199ZM212 195V194H211ZM211 195H209V198H210V196ZM214 195V194H213ZM212 195V196H213ZM146 196V197H145ZM147 196H149V197H147ZM175 196V195H174ZM194 196H196L197 197V195H194ZM193 196V197H194ZM202 196H204L205 197V195L203 194ZM211 196V197H212ZM220 196H221V193H220ZM162 197V196H161ZM195 197V198H196ZM200 197V196H199ZM208 197V196H207ZM214 197H216V196H214ZM214 197H212V199L211 200H214L213 198ZM219 197V196H218ZM217 197V198H218ZM223 197V196H222ZM175 198V197H174ZM216 198V199H217ZM34 199V198H33ZM31 200L30 202H27V203H25V205H24V207L18 212V223L20 224V226L18 227V226H13V230H12V232L13 233H15L16 235H19L20 236V232H21V230L19 229V228H21L23 231H25V224H27L26 222L28 221V220H30L29 218L32 216V214H33V212H35L34 211V207H35V204L37 203V200ZM158 199V200H159ZM192 199V198H191ZM198 199V198H197ZM202 199H203V197H202ZM201 199V200H202ZM215 199V200H216ZM220 199V198H219ZM219 199H217L218 200V205H223V204H220V202H221V200H219ZM228 199L226 198H224L223 200H227V202H228ZM106 200H108V199H106ZM164 200H166V199H164ZM163 200V201H164ZM178 200H181L182 202H185V201H187V197H183V196H181V197H179V199ZM208 200H210V199H208ZM176 201V199L174 200L173 198H170V199H168V201L166 202V201H164V202H166L168 205H170V204H173L174 202ZM191 201V200H190ZM189 201V202H190ZM192 201H193V199H192ZM191 201V202H192ZM195 201V200H194ZM194 201H193V205H194ZM198 201V200H197ZM173 202V203H172ZM180 202V201H179ZM188 202V203H189ZM190 202V203H191ZM203 202V201H202ZM209 202V201H208ZM211 202V201H210ZM216 202V201H215ZM224 202V201H223ZM163 203V202H162ZM176 203V207H177V205H183L184 203H179V204H177L178 202H175ZM200 203V201L198 202V204ZM204 203H205V201H204ZM222 203V202H221ZM159 206H161V207H159V208H157V206L158 205ZM197 204V205H198ZM227 204V203H226ZM164 205V204H163ZM175 205V204H174ZM174 205H172L173 207H174ZM189 205V204H188ZM191 205V204H190ZM189 205V206H190ZM193 205H191L190 207H196V204L193 206ZM201 205V204H200ZM218 205H215V206H218ZM224 205H225V203H224ZM172 206L170 207V206H168L169 208H171V210H173V208H172ZM178 206V207H179ZM205 206H206V204H205ZM204 206V207H205ZM207 206H208V204H207ZM212 206V205H211ZM165 207V206H164ZM176 207L174 208V212H175V209H176ZM185 207H186V209H187V205L186 206H184V208L183 209H185ZM190 207H188L189 209H190ZM199 207V206H198ZM220 207V206H219ZM225 207V208H226ZM169 208H168V210L167 211H169ZM210 208V207H209ZM222 208L223 209H225L223 206H222ZM185 209V210H186ZM194 209V208H193ZM205 209V208H204ZM227 209V210H228ZM163 210H164V208H163ZM181 210V209H180ZM179 210V211H180ZM195 210V209H194ZM198 210V209H197ZM197 210H195V211H197ZM206 210V209H205ZM220 210H221V207H220ZM162 211V210H161ZM173 211H171L172 213H173ZM188 211V210H187ZM208 211V209L206 210V212ZM210 211V210H209ZM218 211H219V209H218ZM222 211V210H221ZM158 212H160V211H158ZM165 212H166V210H165ZM171 212H168V214L169 213H171ZM181 213H184V212H182V211H180ZM179 212V213H180ZM201 212H203L202 210H201ZM205 212V211H204ZM223 212L224 211H222L221 213L222 214H220L223 218H224V215H223ZM177 213V212H176ZM208 213V212H207ZM226 213H228V212H226ZM70 214L68 215V216H70ZM71 214V216H73ZM165 214V215H164ZM195 214V213H194ZM198 214V213H197ZM197 214H195V215H197ZM201 214V213H200ZM200 214H199V216H200ZM205 214V213H204ZM212 214V213H211ZM156 215L157 214H155L154 216L156 217ZM162 216H163V218H164V220H165V223H166V221H168V220H170V222H168L167 224H170V223H172V221L173 220H176V219H174L173 218V220L172 219H169V216H168V220L167 219H165V217H166V213H163L162 212V214H161ZM160 215V218L162 217ZM183 215V214H182ZM182 215H180L181 217H183ZM202 215V214H201ZM216 215V214H215ZM63 215H61V217H62ZM65 216V215H64ZM176 217V214L175 215H172L171 217ZM178 216V215H177ZM189 216H191V215H189ZM188 216V217H189ZM221 216H220V218H221ZM153 217V216H152ZM170 217V218H171ZM205 217H209L210 218V216H209V213H208V216H205ZM215 218L217 217V216H214ZM219 217V216H218ZM217 217V218H218ZM36 219H37V214H36V217H35ZM64 218V217H63ZM66 218H67V216H66ZM71 218V217H70ZM73 218V217H72ZM197 218V217H196ZM215 218H214V221H215ZM216 218V220H219V219H217ZM230 218H228V219H230ZM33 219V218H32ZM59 219H60V217H59ZM73 219V220H74ZM153 219V218H152ZM151 219V220H152ZM157 219H158V217H156V220H155V218L153 219V220H155V221H157ZM179 219H181V218H179ZM179 219L177 218V220L179 221ZM185 219V218H184ZM200 219V218H199ZM201 219H204V217H202ZM200 219V220H201ZM207 219V218H206ZM222 219V218H221ZM34 220V219H33ZM67 219H65V221H66ZM72 220V221H73ZM81 220V219H80ZM85 220H86V218H85ZM163 220V219H162ZM162 220H161V222H162ZM172 220V221H171ZM176 220V221H177ZM211 220H212V217H211ZM53 221V220H52ZM55 221V220H54ZM63 221V220H62ZM68 221H69V218H68ZM81 221H83V220H81ZM88 221V220H87ZM174 222L173 221V223H175V224H177V222ZM181 221V220H180ZM179 221V222H180ZM193 219H192V223H193ZM199 221V220H198ZM202 221V220H201ZM207 221H208V219H207ZM220 221V220H219ZM222 221V220H221ZM224 221V220H223ZM75 222H76V220H75ZM159 222V221H158ZM179 222H178V224H179ZM189 222V221H188ZM210 222V221H209ZM226 221H224V223H225ZM60 223V222H59ZM73 223V222H72ZM71 223V224H72ZM77 223H81V222H77ZM85 223V222H84ZM150 223V222H149ZM149 223H147L148 225H149ZM172 223V224H173ZM182 222H180V224H181ZM197 222L195 221V224H196ZM203 223V222H202ZM219 223V222H218ZM221 223V222H220ZM223 223V224H224ZM227 223V224H228ZM43 224V223H42ZM47 224H49V223H47ZM57 224V223H56ZM61 224V223H60ZM82 224H83V222H82ZM81 224V225H82ZM162 224H164L163 222H162ZM179 224V225H180ZM191 224V223H190ZM209 224H211V222L209 223ZM231 224H228V225H231ZM242 224V225H241ZM244 224V225H243ZM50 225V224H49ZM52 225V224H51ZM50 225V226H51ZM65 225H66V223H65ZM76 225V224H75ZM85 225V224H84ZM115 225H113V226H115ZM123 225V226H122ZM137 225V224H136ZM146 225V224H145ZM165 225V224H164ZM179 225H178V228H179ZM188 225V224H187ZM193 225H194V223H193ZM199 224L197 223V226H198ZM205 225V224H204ZM212 225V224H211ZM210 225V226H211ZM222 225V224H221ZM227 225V226H228ZM27 226H30V225H27ZM67 226V225H66ZM77 226V225H76ZM89 226V225H88ZM113 226H111L112 228H113ZM139 227L138 226V229L140 230V228H143V229H141V230H144L145 228L142 226V227ZM166 226H168V225H166ZM181 226V225H180ZM195 226V225H194ZM193 226V227H194ZM206 226V225H205ZM209 226V227H210ZM227 226H225V227H227ZM239 226V228L241 229V227ZM248 226V227H249ZM46 227V226H45ZM53 227H54V225H53ZM57 227V226H56ZM65 226H63V228H64ZM165 227V226H164ZM171 227H174V229H175V226H174V224H173V226L172 225H170V227H168V228H171ZM182 227V226H181ZM200 227H202V226H200ZM207 227H208V225H207ZM207 227H205V228H207ZM234 227V226H233ZM260 227L263 229V230H261L260 229ZM30 229H31V227H29ZM49 228H52V227H49ZM80 228V227H79ZM83 228V227H82ZM109 228V227H108ZM126 228H128V227H125V230L124 231H126L127 229ZM148 228V227H147ZM183 228V227H182ZM192 228V227H191ZM194 228H196V227H194ZM193 228V229H194ZM214 228V227H213ZM228 228H230V227H228ZM247 228V227H246ZM246 228H244V229H246ZM256 228H258L256 225H255V228L254 229H256ZM34 229V228H33ZM41 229V228H40ZM46 229V228H45ZM54 229V228H53ZM52 229V230H53ZM59 229V228H58ZM111 229V228H110ZM109 229V230H110ZM119 229L118 230H116V231H119ZM172 229V231H173V228H171ZM177 229V228H176ZM179 229H181V228H179ZM189 229H190V225H189ZM189 229H187V230H189ZM197 229V228H196ZM195 229V230H196ZM198 229L199 230H201L202 229V231H203V228H199L198 227ZM208 229V228H207ZM211 229V228H210ZM231 230L230 231H228V233H232V228H230ZM240 229H237V230H240ZM243 229V228H242ZM251 229V227L248 229V230H250ZM27 230V229H26ZM42 230V229H41ZM48 230V229H47ZM59 230H61V229H59ZM84 229H82V231H83ZM112 230V229H111ZM109 231L111 234L112 233H114V232H112V231ZM120 230H122V229H120ZM141 230H140V232H141ZM146 231L148 230V229H145ZM158 230V229H157ZM170 230V229H169ZM182 230V229H181ZM206 230V229H205ZM204 230V231H205ZM229 230V229H228ZM248 230H246V231H248ZM45 231V230H44ZM55 231V230H54ZM63 231V230H62ZM61 231V232H62ZM70 231V230H69ZM107 231V230H106ZM113 231H115V230H113ZM127 231H129V230H127ZM138 231V230H137ZM145 231V232H146ZM148 231H150V230H148ZM147 231V232H148ZM159 231V230H158ZM158 231H156V232H158ZM161 231H163V230H161ZM161 231H160V233H158V234H163V233H161ZM168 231V230H167ZM171 231V230H170ZM171 231V232H172ZM176 231V230H175ZM197 231V230H196ZM210 231H212V230H210ZM250 231H253V228H252V230H250ZM249 231V232H250ZM11 232V231H10ZM11 232V233H12ZM35 232V231H34ZM40 232V231H39ZM73 232V231H72ZM77 232H81V231H77ZM86 232V231H85ZM108 232V231H107ZM130 232H132L131 230H130ZM140 232H138V234L140 235H142V232L140 233ZM179 232H180V230H179ZM198 232V231H197ZM196 232V234H198ZM206 232H209V231H207L206 230ZM217 232H219V231H217ZM216 232V233H217ZM233 232L234 233H236V230H233ZM242 232V231H241ZM248 232V233H249ZM25 233V232H24ZM42 233V232H41ZM41 233H39L40 235H41ZM53 233V232H52ZM84 233V232H83ZM90 233V232H89ZM129 233V232H128ZM136 233V232H135ZM143 233H144V231H143ZM154 233H155V231H154ZM170 232L168 231V234H169ZM175 233V232H174ZM194 233V232H193ZM230 233V234H231ZM243 233V232H242ZM242 233H240V234H242ZM9 234V233H8ZM38 234V233H37ZM57 234V233H56ZM81 234H82V232H81ZM105 234H106V232H105ZM109 234V233H108ZM107 234V235H108ZM146 234V233H145ZM147 234H149L148 236H150V234H153L152 233V229H151V231H150V233L148 232ZM147 234L145 235V236H147ZM165 234H166V232H165ZM177 234H178V232H177ZM208 234V233H207ZM213 234V233H212ZM211 233L210 234H208V236L207 237H209V235H212ZM230 234H229V240H231V237L232 236H234V235H232V236H230ZM237 235V237L239 236V233H236ZM22 235V234H21ZM33 235H35V234H33ZM63 235V234H62ZM64 235H65V233H64ZM63 235V236H64ZM67 235V234H66ZM71 235V234H70ZM80 235V234H79ZM167 235V234H166ZM179 235H181V234H179ZM224 236L226 235L225 233L223 234ZM223 235H222V237H223ZM243 235H244V233H243ZM54 236V235H53ZM52 236V237H53ZM73 236V235H72ZM77 236V235H76ZM81 236V235H80ZM79 236V237H80ZM82 236H84V234L82 235ZM110 236V235H109ZM142 236H144V234L142 235ZM153 235H151V237H152ZM160 236V235H159ZM159 236H157V238H159L158 240H162L163 241V237L161 238V236L159 237ZM168 236V235H167ZM184 236V240L186 241V239H185V235H183ZM198 236H199V234H198ZM204 236L205 235H203V238H204ZM24 237V236H23ZM26 237V236H25ZM24 237V238H25ZM30 237H31V235H30ZM33 237V236H32ZM36 237V236H35ZM61 237V236H60ZM154 237H156V236H154ZM171 235L170 236H168V238H169V240L170 241H172L171 240ZM211 237V236H210ZM218 237L220 238V234L218 235ZM217 237V239H219ZM253 237V236H252ZM251 237V238H252ZM51 238V235H49V234H47V233H43L40 237H37V238H34V239H31V240H20V241H17V247L19 248V249H21V250H24V249H32V251L30 252V253H27V254H25V255H19V256H16V255H10V256H8V257H6V258H3V259H1L0 258V264H61V256L63 255V254H66L67 252H68V249H72V248H69V247H64L63 245H64V243L62 242V241H57V242H54V244L53 243H51V244H48L47 242L49 241V239ZM64 238V237H63ZM78 238V237H77ZM92 238H90L91 239V241H93L92 240ZM107 238V237H106ZM145 238V237H144ZM202 237H200V243H201V241H202V239H201ZM234 238V237H233ZM236 238V237H235ZM241 237H239V238H237V242H238V239H240ZM5 239V238H4ZM7 239V238H6ZM20 239H21V237H20ZM67 239H69V238H67ZM71 239V238H70ZM69 239V240H70ZM74 239H76L75 237H74ZM82 239V238H81ZM102 239V240H103ZM115 239V238H114ZM149 239V238H148ZM195 239V238H194ZM206 239V238H205ZM212 239H213V237H212ZM216 239V240H217ZM222 239V240H221ZM220 240L222 241V242H224L223 240H224V237L223 238H221ZM254 239H255V237H254ZM259 239H261V241L263 242V240H262V238H259ZM77 240V239H76ZM108 240V239H107ZM145 240V239H144ZM151 239H149V241H150ZM154 240V239H153ZM166 240V239H165ZM175 240V239H174ZM182 240V239H181ZM188 240V239H187ZM211 240V239H210ZM216 240H215V238H214V240L213 241H215L216 242ZM245 240V239H244ZM244 240H241V242H243L244 243ZM248 240V239H247ZM72 241V240H71ZM70 241V242H71ZM75 241V240H74ZM77 241H79V240H77ZM101 241V240H100ZM104 241V240H103ZM111 241V240H110ZM137 241V240H136ZM138 241H140V240H138ZM143 241V240H142ZM148 241V240H147ZM148 241V242H149ZM161 241V242H162ZM176 241V240H175ZM194 241H196V240H194ZM218 241V240H217ZM236 241V240H235ZM234 240H233V242H235ZM240 241V240H239ZM256 241H258L257 239H256ZM82 242V241H81ZM99 242V241H98ZM97 242V243H98ZM108 242V241H107ZM107 242H106V244H107ZM119 242H121L122 243V241H119ZM144 242V241H143ZM151 242H153V241H151ZM166 241H163L162 243L164 244ZM167 242H168V240H167ZM166 242V243H167ZM179 242V241H178ZM184 242V241H183ZM187 242H189V240L187 241ZM197 242V241H196ZM204 242H205V240H204ZM207 242V241H206ZM241 242H239V243H241ZM245 242H247V243H245V244H248V241H245ZM255 242V241H254ZM260 242V241H259ZM50 243V242H49ZM88 243V242H87ZM93 243H96V242H93ZM100 243V242H99ZM102 243V242H101ZM125 243V242H124ZM155 243V244H154ZM154 243H152V244H154V245H156L157 244V246H158V243H156V242H154ZM227 243H228V241H227ZM252 243V242H251ZM258 243V242H257ZM12 244H13V242H12ZM68 244H69V242H68ZM74 244V243H73ZM75 244H77V243H75ZM79 244V243H78ZM92 244V243H91ZM106 244H104V246L106 245ZM120 244V243H119ZM126 244V243H125ZM139 245H141L140 243H138ZM152 244H150L149 245V247H148V251L150 252V253H147V254H149V256H148V259H149V263H152V264H159V263H161L162 262V260L159 258V257H157V259L159 258V261L156 259V256L158 255V254H163L164 252H162L161 250H157V249H152L153 247H152ZM184 244V243H183ZM182 243L181 244H179V246L181 247V245H183ZM188 244V243H187ZM187 244H185V246L187 245ZM211 244V243H210ZM214 244V243H213ZM222 245V243L220 242L218 245ZM230 244V245H229ZM228 245L230 246V248L233 246H231V241H230V243H229ZM67 245V244H66ZM127 245V244H126ZM129 245H131V244H129ZM139 245H134L133 247H134V249L137 247H141V246H139ZM144 245V244H143ZM164 245H166V244H164ZM178 245V244H177ZM209 245V244H208ZM238 245V244H237ZM249 245V244H248ZM257 245V244H256ZM69 246V245H68ZM91 246H93V245H91ZM99 246V245H98ZM145 246V245H144ZM178 246V248L180 249V247ZM185 246H183L182 248L183 249H185ZM191 246V245H190ZM197 246V245H196ZM206 246H207V244H206ZM210 246V245H209ZM214 246V245H213ZM223 246V245H222ZM229 246H228V248H229ZM236 246V245H235ZM240 245H238V247H239ZM264 246V245H263ZM16 247V248H17ZM95 247V246H94ZM107 247V246H106ZM121 247V246H120ZM123 247V246H122ZM151 247V248H150ZM164 247H166V246H163V249H166V248H164ZM168 247V246H167ZM171 247V246H170ZM237 247V246H236ZM246 247V246H245ZM254 247V246H253ZM257 247H259V249H260V247H262V246H257ZM17 248V249H18ZM74 248V247H73ZM105 248V247H104ZM108 248V247H107ZM130 248V247H129ZM142 248V247H141ZM146 248V247H145ZM155 248H158V247H155ZM199 248H200V246H199ZM202 248V247H201ZM208 248V247H207ZM207 248H205V249H203V252H204V250L206 251V253H207V251L209 252L210 251V249L209 250H207ZM211 248V247H210ZM213 248V247H212ZM219 248V247H218ZM226 248V247H225ZM227 249V251L228 250H230L231 252L233 251V250H231V249ZM234 248V247H233ZM241 248L243 249L244 248V245L243 246H241ZM249 248H250V250H249ZM251 248L252 247H248V250H249V252L251 253L252 251V253H255V251H254V249H252L251 250ZM263 248V247H262ZM18 249V250H19ZM88 249V248H87ZM168 249H169V247H168ZM171 249V248H170ZM169 249V250H170ZM173 249V248H172ZM171 249V250H172ZM183 249H180V251H182ZM190 249V248H189ZM193 250H194V248H192ZM223 249V248H222ZM221 249V250H222ZM247 249V248H246ZM259 249H257V252H258V250ZM74 249H72V251H73ZM76 250V249H75ZM85 250V249H84ZM107 250V249H106ZM128 250V249H127ZM129 250H131V249H129ZM143 250V249H142ZM147 250V249H146ZM167 250V249H166ZM169 250H168V252H169ZM175 250H178V249H175ZM188 250V249H187ZM187 250H184V253L185 252H187L188 253V251ZM193 250L191 251V249L189 250L190 252H193ZM214 250L216 251V249L214 248ZM213 250V251H214ZM224 250H226V249H224ZM262 250H264V249H262ZM261 249H260V251H262ZM29 251V250H28ZM78 251V250H77ZM77 251H75V252H77ZM88 251V250H87ZM86 251V252H87ZM89 251L91 252H93V253H95V254H101V253H103V251H101V248H99V247H97V248H94V249H89ZM179 251V250H178ZM195 251V250H194ZM259 251V252H260ZM74 252V251H73ZM83 252V251H82ZM82 252H80V254L82 253ZM85 252V253H86ZM91 252V253H92ZM127 252H129V251H127ZM142 251H140V253H141ZM146 252V251H145ZM168 252H166V253H168ZM176 252V251H175ZM183 252V251H182ZM182 252H176L177 253V256H179ZM199 252V251H198ZM223 252V251H222ZM221 252V253H222ZM225 252V251H224ZM223 252V253H224ZM231 252H226V253H228V254H230ZM235 252H237L238 253V251H235ZM258 252V253H259ZM71 253V252H70ZM87 253H89V252H87ZM172 253V252H171ZM171 253H169L168 254V259H170V257H172V261H170L172 264H181V259L180 260H178V259H176V257H173V256H170V254ZM178 253H179V255H178ZM184 253H182V254H184ZM200 253V252H199ZM248 252H246V254H247ZM115 254V253H114ZM112 254L111 253V251L109 252L108 251V253H107V256L106 257H117L118 258V256L115 254ZM142 254V253H141ZM173 254V253H172ZM186 254V253H185ZM194 256H195V253H192ZM207 254H209L210 256H212L210 253H207ZM225 254V253H224ZM245 254V253H244ZM78 255V254H77ZM91 255V254H90ZM97 255H95V256H97ZM103 255V254H102ZM105 255H106V253H105ZM124 255V254H123ZM137 255V254H136ZM136 255H133L134 257L136 256ZM188 255H190V253L188 254ZM192 255V256H193ZM196 255H197V253H196ZM203 255V254H202ZM201 255V256H202ZM217 255V254H216ZM233 255V254H232ZM231 255V256H232ZM237 255V254H236ZM234 256V258H236V257H238V255L237 256ZM252 255V254H251ZM254 255V254H253ZM87 256V255H86ZM132 256V257H133ZM141 257L143 256V255H140ZM146 256V255H145ZM170 256V257H169ZM193 256V257H194ZM204 256V255H203ZM203 256H202V258H203ZM208 256V255H207ZM228 256V255H227ZM230 256V261H232L231 259H232V257ZM243 256V255H242ZM241 256V257H242ZM255 256H257V254L255 253ZM254 256V257H255ZM97 257H99V256H97ZM120 257V256H119ZM137 257V256H136ZM206 257V256H205ZM216 256H214V258H215ZM240 257V258H241ZM244 257V256H243ZM242 257V258H243ZM253 257V256H252ZM258 257H260L259 255H258ZM126 258V257H125ZM173 258L174 259H176V260H173ZM179 258V257H178ZM180 258H181V255H180ZM183 258V257H182ZM185 258V257H184ZM187 259L188 258H190L189 256H187L186 257ZM197 257H195V259H196ZM211 258L212 259H214L213 258V256L212 257H210V260H211ZM246 258V257H245ZM245 258H243V259H245ZM251 258V257H250ZM261 258H263L264 259V257L262 256ZM260 258V259H261ZM65 259V258H64ZM67 259V258H66ZM70 259H71V257H70ZM69 259V260H70ZM109 259V258H108ZM127 259V258H126ZM138 259V258H137ZM147 259V258H146ZM166 259V258H165ZM186 259V260H187ZM195 259H193V260H195ZM247 259V258H246ZM96 260V259H95ZM113 260V259H112ZM116 260V259H115ZM130 260V259H129ZM142 260V259H141ZM161 260V261H160ZM171 260V259H170ZM190 260H192V257H191V259ZM192 260V264H193V261ZM202 260V259H201ZM207 260V259H206ZM259 260V259H258ZM71 261V260H70ZM73 261V260H72ZM118 262L120 261V260H117ZM147 261V260H146ZM167 261V260H166ZM165 261V264H167L168 262H166ZM182 261H183V259H182ZM196 261V260H195ZM198 261H199V258H198ZM213 261V260H212ZM214 261H215V259H214ZM212 262L213 264H215V262ZM247 261V260H246ZM251 260H249L248 262H250ZM257 261V260H256ZM261 261V260H260ZM259 261V262H260ZM64 262V261H63ZM83 262V261H82ZM86 262V261H85ZM128 262V261H127ZM135 262H137V261H135ZM169 262V263H170ZM184 262V261H183ZM182 262V263H183ZM200 262V261H199ZM211 263V261H208V263ZM218 262V261H217ZM220 262V261H219ZM222 262H224V260L222 261ZM221 262V263H222ZM238 262V261H237ZM264 262V261H263ZM65 263V262H64ZM67 263V262H66ZM78 263H81V262H78ZM116 263V262H115ZM129 263V262H128ZM139 263V262H138ZM145 263V262H144ZM149 263H147V264H149ZM209 263V264H210ZM211 263V264H212ZM220 263V264H221ZM227 263V262H226ZM254 263V262H253ZM253 263H249V264H253ZM256 263V262H255ZM254 263V264H255ZM261 263V262H260ZM260 263H257V264H260ZM67 264H69V263H67ZM73 264V263H72ZM75 264V263H74ZM83 264V263H82ZM88 264V263H87ZM95 264H103V262L102 261H100V260H98ZM125 264H127V263H125ZM162 264V263H161ZM187 264H188V261H187ZM191 264V263H190ZM197 264V263H196ZM230 264V263H229ZM262 264H264V263H262Z\"/></svg>","mask_w":264,"mask_h":264},{"label":"built area","instance_id":"obj_3","mask_svg":"<svg viewBox=\"0 0 264 264\" xmlns=\"http://www.w3.org/2000/svg\"><path fill=\"white\" fill-rule=\"evenodd\" d=\"M113 138H114V136H112L111 134H109V135H107V139H108V141H107V146H109V145H111L112 144V140H113ZM114 141V140H113ZM102 168V167H101ZM82 175H80V176H78V178H77V181H79V180H82L80 177H81Z\"/></svg>","mask_w":264,"mask_h":264}]
</instances>
